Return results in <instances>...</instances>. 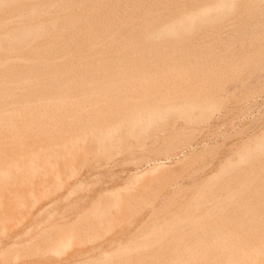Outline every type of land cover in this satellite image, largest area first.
I'll return each mask as SVG.
<instances>
[{
	"label": "bare ground",
	"instance_id": "obj_1",
	"mask_svg": "<svg viewBox=\"0 0 264 264\" xmlns=\"http://www.w3.org/2000/svg\"><path fill=\"white\" fill-rule=\"evenodd\" d=\"M232 2H233V0H0V182H4V181H6V180H8V179H10V178H12L13 177V173H14V171L12 170V168L13 167H17V168H20V167H34V166H36V164L37 163H40V165L42 164V162H50V161H57V159H58V157H60L59 156V151H60V154L62 153L61 151L62 150H65V151H69V150H71L72 149V147H73V145L74 144H76L75 142H77L76 140L78 139V138H82L84 135L86 136V134H89V136H88V138L90 137V134H95V128H94V126H95V122L93 121V123H95V124H93L94 126H90V127H88L89 125H91V123L88 125V123H89V121L90 122H92L91 120L92 119H94V118H98L99 117V119H100V117H102V116H104V115H106L107 113H110V112H112V114L114 115V118H118V119H116V120H119V117H121L120 115H122V118H120V119H123V117L125 118V115L126 114H124V116H123V114H122V112H124V111H126V110H128V109H126L125 107H126V105L127 106H129L128 104L130 103V102H133V101H137V100H141L142 98H145V97H149V96H152V97H154V100H155V104L157 103L156 102V96H157V98H162L163 96H165V95H168V94H160V93H162L161 91L159 92V90L160 89H158V90H155V89H153L154 87L156 88V86H157V84H159V83H162L163 81H165L166 79L165 78H167V76H165L166 74V71H169V69L171 68L172 70H173V68H174V70H175V68H176V70L175 71H177V73H179L178 71H180V69H184V67H186V66H189V68H193L196 64H198L197 62H199L198 60H199V58H198V60H197V57H194V55H196L197 56V53L196 54H194L195 53V51H192V50H190L191 48H188V46H187V43H186V41H188V39H189V41H191V42H193L192 40H190V38L191 37H194V35H198V34H200V33H202L205 29H207L208 27L207 26H209L210 24H212L213 22H218V21H222L223 20V22H224V20H226L229 16H230V18H234L233 20L234 21H236L237 22V24H238V26L240 27V25L239 24H241L242 22L245 24V22L243 21V17H245V16H250V18H251V16L252 17H254V15H255V17L256 16H258V14H261L262 12H261V10H263V7H264V0H237V4H236V2H235V4L233 3L232 4ZM232 5H235V7L234 6H232ZM224 9H229L230 10V12H231V14H229V13H225V12H223V11H221V10H224ZM225 13V14H224ZM263 13H264V11H263ZM227 14V16H228V14H229V16L227 17V16H225ZM232 15V16H231ZM261 16V15H260ZM260 16H258V17H260ZM262 16H264V15H262ZM261 16V17H262ZM254 17V18H255ZM258 17H256V18H258ZM260 17V18H261ZM229 18V19H230ZM253 18V19H254ZM263 18V17H262ZM245 19H249V17L248 18H245ZM252 18H251V20H253ZM250 20V19H249ZM256 20V19H255ZM260 20V19H259ZM227 21H228V19H227ZM263 21V20H262ZM262 21H261V23H262ZM224 23H227V22H224ZM223 23V24H224ZM233 23V22H232ZM232 23H231V25H232ZM248 23V22H247ZM258 23V21L256 20V24ZM260 23V22H259ZM264 23V22H263ZM228 24V23H227ZM252 24V23H251ZM231 25H229V26H231ZM248 25V26H247ZM246 25V27H249L250 26V23L249 24H247ZM257 25H260V24H257ZM263 25V24H262ZM212 26H216L215 24L214 25H212ZM221 26H222V24H221ZM254 25H251V27H253ZM217 27V26H216ZM219 27V26H218ZM216 28V30L217 29H220V28ZM236 27V26H235ZM250 27V34H252L251 36H253L254 35V37L253 38H250V40H252V39H255L256 40V38L255 37H257V35H260V36H264V26L261 28V29H256L255 28V26L253 27V28H255V30L254 29H252ZM212 28V27H211ZM211 28H209V29H211ZM214 28V27H213ZM233 28V30H234V27H232ZM237 28V27H236ZM241 28H242V26H241ZM245 27H243V29H244ZM225 29V28H224ZM223 29V30H224ZM242 29V30H243ZM252 29V30H251ZM212 30V29H211ZM226 30V29H225ZM227 30H229V29H227ZM231 30V29H230ZM245 31H248L246 28L244 29ZM243 30V31H244ZM254 30V31H253ZM207 31V30H206ZM210 31V30H209ZM218 31H220V30H218ZM232 31V30H231ZM230 31V32H231ZM236 31H237V29H236ZM214 32V31H213ZM221 32H222V29H221ZM227 33L229 32V31H226ZM240 32V33H239ZM237 31L236 33H238L239 34V36H238V38L239 37H241V31ZM212 33V32H211ZM211 33H210V35H211ZM223 33V32H222ZM225 33V32H224ZM223 33V35H225V34H227V33H225L224 34ZM235 33V32H234ZM235 33V34H236ZM207 34H208V32H207ZM219 34V33H218ZM221 34V33H220ZM231 34L232 33H230V37H231ZM235 34H234V36H235ZM241 34V35H240ZM243 34H244V32H243ZM202 35V34H201ZM210 35H208V36H210ZM212 35H214L213 33H212ZM215 35H217V33L215 34ZM214 35V37H216ZM222 35V34H221ZM221 35H219V38H221L222 36ZM256 35V36H255ZM221 36V37H220ZM234 36H232L233 38H235ZM245 36V35H244ZM243 36V37H244ZM259 36V37H260ZM198 37H200L199 35H198ZM202 37H203V35H202ZM205 37H206V35H205ZM227 37H229V36H227ZM250 37V36H249ZM261 37V38H262ZM204 38V37H203ZM219 38H216V40L217 39H219ZM245 38H246V36H245ZM209 39V38H208ZM223 39H225V37L223 38ZM223 39H219V41L220 40H223ZM242 39V38H241ZM240 39V40H241ZM196 40V39H195ZM194 40V41H195ZM200 40V39H199ZM210 41L212 40V39H209ZM226 40V39H225ZM239 40V39H238ZM255 40H252L253 42L255 41ZM264 41V40H262V39H260L259 38V41ZM202 41V40H201ZM224 41V40H223ZM231 41H233V42H235L234 41V39L233 40H231ZM245 40L243 39V44H244V46H245V42H244ZM251 41V42H252ZM259 41H256L257 42V44H256V47H257V45L259 44ZM260 41V42H261ZM203 42V41H202ZM218 42V41H217ZM233 42H231V43H233ZM236 42L238 43V41H237V39H236ZM247 42H248V40H247ZM246 42V43H247ZM253 42H252V44H253ZM196 43V42H195ZM195 43L193 44V45H195ZM197 43H198V41H197ZM196 43V44H197ZM211 43V44H210ZM209 43V45H211V47H208V50H207V48H206V52L208 51V55H210L209 54V52L211 53L212 52V54L211 55H213V53L214 52H216V49H214V48H212V42H210ZM215 43V42H214ZM226 43V42H225ZM241 43H242V41H241ZM264 43V42H263ZM208 44V43H207ZM217 44V43H216ZM260 44H262V43H260ZM189 45V44H188ZM208 45V46H209ZM223 45V44H222ZM264 45V44H263ZM263 45H261V46H263ZM199 46H200V44H199ZM202 46V45H201ZM200 46V48H201V50H203L202 49V47ZM225 46V45H224ZM227 46V45H226ZM235 46V45H234ZM239 46H243V45H239ZM242 47V51H243V48H245V47ZM255 46V45H254ZM260 46V45H259ZM260 46V47H261ZM192 47V46H191ZM193 47H195V46H193ZM192 47V48H193ZM206 47H207V45H206ZM214 47V46H213ZM223 47V46H222ZM260 47H258L257 49H260ZM196 48L197 47H195V49L194 50H196ZM236 48H238V47H236ZM235 48V50L234 51H236V50H239V48L238 49H236ZM248 48V51H249V48L250 49H253V48H251V47H247ZM226 49H227V47H226ZM205 50V49H204ZM229 50H231V48L229 49ZM245 50V49H244ZM258 54H259V52L261 51H259V50H256V48L254 49ZM253 50V51H254ZM191 51L192 52H194L193 54V56L192 57H194L195 58V60H196V63H194V62H192L191 60H189V62H183L184 61V58L186 59V55H190V53H191ZM197 52H199L198 50H196ZM221 51V50H220ZM241 51V52H242ZM253 51L251 50V52H252V55L254 56V55H256V52H255V54L253 53ZM262 51H264L263 49H262ZM218 52V51H217ZM224 51H222L221 53H223ZM233 52V51H232ZM232 52H230V53H232ZM239 52H240V50H239ZM238 52V53H239ZM250 52V51H249ZM203 53H205V52H203ZM203 53H201V56H202V54ZM226 53H227V51H226ZM237 53V54H238ZM261 53V52H260ZM206 54V53H205ZM207 54L205 55L206 57H208V58H211V57H209V56H207ZM183 55H185V56H183ZM199 55H200V53H199ZM198 55V57H200ZM214 55H215V53H214ZM213 55V56H214ZM218 55H219V53H218ZM221 55V54H220ZM230 55V54H229ZM232 55V54H231ZM235 55H236V53H235ZM239 55H241V54H239ZM183 56V60L182 59H179L180 57H182ZM212 56V58L213 59H215L214 57ZM223 56H225V54L223 55ZM226 56H228V55H226ZM217 57H219V56H217ZM229 57V56H228ZM232 57H234L233 55H232ZM244 57H248V56H244ZM263 57V56H262ZM188 58V57H187ZM190 58H191V56H190ZM190 58H188V59H190ZM201 58V57H200ZM203 58V57H202ZM201 58V59H202ZM207 58V59H208ZM226 58V57H225ZM235 58H237V57H235ZM235 58H233V59H235ZM242 58H243V56H242ZM246 58H245V60H246ZM207 59H205L206 60V63L208 62V60ZM212 59V60H213ZM218 59H220V58H217V60ZM228 59V58H227ZM226 59V60H227ZM250 59V58H249ZM187 60V59H186ZM204 60V59H203ZM202 60V61H203ZM216 60V61H217ZM221 60H222V56H221ZM225 60V61H226ZM238 60L239 61H242V60H240L239 58H238ZM201 61V62H202ZM214 61V60H213ZM230 61H232V60H230L229 59V62ZM243 61H244V59H243ZM242 61V62H243ZM247 61H248V59H247ZM252 61V58H251V60H250V62ZM210 62V61H209ZM212 62V61H211ZM215 62V61H214ZM219 62V61H218ZM221 62V61H220ZM222 62H223V60H222ZM221 62V63H222ZM228 62V63H229ZM233 62V61H232ZM235 62V61H234ZM241 62V63H242ZM200 63V62H199ZM204 63V62H203ZM202 63V64H203ZM213 63V62H212ZM239 63V62H238ZM245 63H247V62H245ZM195 64V65H194ZM201 64V65H202ZM236 64V63H235ZM235 64H233L234 66H236L237 67V64L235 65ZM200 65V66H201ZM205 64H203V67L205 68L206 66H204ZM213 65V64H212ZM215 65V64H214ZM218 65H219V63H218ZM218 65H216V66H218ZM224 65H226V62H225V64ZM233 65H232V67H229L228 69H230V68H233ZM239 65H240V63H239ZM197 66H199V64L198 65H196V67ZM211 66V65H210ZM220 66V65H219ZM230 66V65H229ZM243 67V63H242V65H240V67ZM195 67V68H196ZM221 67H222V64H221ZM235 67V68H236ZM239 67V66H238ZM237 67V68H238ZM187 68V67H186ZM186 68L184 69L186 72L188 71V69L186 70ZM194 68V69H195ZM204 68H202L201 69V67H200V69L202 70V71H204L203 69ZM212 68V67H211ZM244 68V67H243ZM209 72H207V70L206 71H204V75H209L212 71L210 70V68H209V66H207V68H206ZM212 69H214V67L212 68ZM216 69V68H215ZM217 69L219 70V69H221V71L223 70V69H227V68H218L217 67ZM240 69V68H239ZM172 70L171 71H169V72H167L168 74L167 75H169V74H171L172 73ZM190 70V69H189ZM198 70H199V68L197 69H195V72L197 71L198 72ZM185 71H183L182 70V73L183 72H185ZM191 71V70H190ZM187 72L188 73V75H186V79L183 77L182 78V73L181 74H179V75H181L180 76V78H178V75L176 74V72H175V74H176V76H175V74H174V76L172 77L173 79L171 80L170 79V81H175L176 80V82H178V80H181L180 82H181V84L184 86V81H185V83L188 81L187 79L188 78H190L191 77V75H192V73L194 72V70H193V72ZM211 71V72H210ZM215 71V70H214ZM220 71V70H219ZM226 72L228 71V70H225ZM233 71V70H232ZM185 72V73H186ZM194 72V73H195ZM196 72V73H197ZM199 72H201V71H199ZM205 72H207L206 74H205ZM218 72V71H217ZM234 72H235V70H234ZM173 73H174V71H173ZM186 73V74H187ZM191 73V74H190ZM193 73V74H194ZM195 73V74H196ZM214 73V72H213ZM216 73V72H215ZM233 73V72H232ZM184 74V73H183ZM198 74H200L201 75V73H198ZM221 74H224L225 75V73L224 72H221ZM221 74H216L217 76H219V78L217 77L216 78V81H217V79H219L220 81L223 79V81H225V77H227V76H224V78H223V76L220 78V75ZM229 74H231V73H229ZM235 74H237L236 72H235ZM235 74H232V75H235ZM190 75V77H187V76H189ZM207 75L205 76V79H204V76H202V78H203V80H206V81H208L209 79H208V77H207ZM211 75V74H210ZM215 74H213V76H214ZM231 75V76H232ZM198 76V79L200 80V78H201V76H200V78H199V75H197ZM197 76H195V77H197ZM212 76V75H211ZM210 76V77H211ZM230 75L228 76V78L229 77H231ZM194 76L192 77V78H195ZM206 77H207V79H206ZM209 77V78H210ZM216 77V76H215ZM192 78L191 79H189V81H191L192 80ZM213 78V77H212ZM184 79V81H182ZM195 79H197V78H195ZM187 80V81H186ZM198 80V81H199ZM211 80V79H210ZM219 80H218V82H219ZM167 81H168V78H167ZM167 81H165V82H167ZM169 81V82H170ZM188 81V82H189ZM196 82H197V80H195ZM194 80H192V82L194 83L195 82ZM202 81V79L199 81V83ZM206 81H203L202 83L205 85V83H206ZM212 81V80H211ZM222 81V82H223ZM241 81V80H240ZM180 82H178L177 84H175L174 82V84L176 85V87H177V85L180 83ZM187 82V83H188ZM212 82H215V81H212ZM164 83V82H163ZM172 83V82H171ZM191 83V82H190ZM202 83H200V85L202 84ZM209 83V82H208ZM219 83H221V82H219ZM219 83H216V84H218V85H216V86H221L222 84H219ZM231 83V82H230ZM167 84H169V83H167ZM174 84H170V85H166L167 87H169V89L171 88V86H173ZM180 84V85H181ZM196 84V83H195ZM203 84L201 85V86H203ZM213 84V83H212ZM180 85H178V86H180ZM188 85H190V84H188ZM193 86H195L194 84H192ZM191 85V87H193ZM206 85H208L207 83H206ZM161 86V85H160ZM166 86L165 87H163V86H161V87H163V89L165 90V91H167L166 89ZM197 87H198V83H197V85H196ZM215 86V85H214ZM157 87H159V86H157ZM160 87V88H161ZM187 89V92L189 91L188 90V87L187 86H185ZM190 87V88H191ZM196 87V88H197ZM200 87V86H199ZM198 87V88H199ZM204 87V86H203ZM203 87H201L200 89L202 90V88ZM209 87V86H208ZM210 87H212L211 85H210ZM148 88H150V89H148ZM166 88V89H165ZM174 88H175V86H174ZM173 88V89H174ZM181 87H179V88H176V90L177 89H180ZM184 88V87H183ZM194 88V91H195V87H193ZM206 88H207V86H206ZM221 88V87H220ZM224 88V87H223ZM157 89V88H156ZM162 89V91H163V93H167V92H165L164 90ZM182 89V88H181ZM210 89V88H209ZM209 89H206V91L205 92H207V90H209ZM218 89V88H217ZM216 88H215V90H217ZM171 91H169V92H172L173 93V90L172 89H170ZM193 90V89H192ZM201 90H198V92H200ZM203 90H204V88H203ZM211 90V92L213 91L212 90V88L210 89ZM210 90H209V92H210ZM168 92V93H169ZM184 92V91H183ZM204 91H202V93H203ZM220 92V91H219ZM172 93H170V95L172 94ZM176 92H174V94H175ZM180 93V92H179ZM196 93V91L194 92V95H196L195 94ZM201 93V92H200ZM201 93V94H202ZM216 93V92H215ZM218 93V92H217ZM181 94V93H180ZM185 94V93H184ZM192 94H193V91H192ZM209 94V93H208ZM208 94H205V97H206V95L208 96ZM214 94V93H213ZM173 95V94H172ZM171 95V96H172ZM177 95V99H178V94H176ZM188 95H190L189 93L187 94L186 93V95L185 96H182V97H184V99H185V97L186 96H188ZM211 95H212V93H211ZM214 95H216V94H214ZM171 96H170V98H167V101H168V99H171ZM173 96H175V95H173ZM192 96V95H191ZM203 96V95H202ZM166 97V96H165ZM164 97V98H165ZM169 97V96H168ZM181 97V98H182ZM195 98H199V96H194ZM218 97V96H217ZM217 97L215 98V96L213 97V98H215V100H212L213 98L212 97H210V99L209 100H211V101H214V102H216V101H218V100H216L217 99ZM221 97V96H220ZM195 98H193V99H195ZM204 98V97H203ZM203 98H202V100H203ZM207 98V97H206ZM206 98H204V100L206 99ZM219 98V97H218ZM147 99V98H146ZM151 97H150V101H151ZM163 99V98H162ZM166 99V98H165ZM164 99V100H165ZM172 99L174 100V98L172 97ZM186 99H189L188 97L186 98ZM185 99V101L187 102V100ZM143 100V102H144V99H142ZM173 100H171V101H173ZM179 100H180V97H179V99H178V101H177V103L179 102ZM182 100V99H181ZM190 102H191V97H190ZM208 100V101H209ZM149 101V100H148ZM159 101H160V99H159ZM158 101V104L157 105H160L161 104V102H159ZM161 101H163V100H161ZM171 101H168V102H170V103H173V102H171ZM185 101L183 102L182 101V103H183V105H184V103H185ZM207 100H205V102H206ZM211 101H209L210 103H211ZM143 102H140V101H138V102H136V104H144V107L145 108H143V110L142 111H144L146 108L148 109V111L150 112V110H151V108H152V106H154L153 104H154V102H153V99H152V102L153 103H150V102H148V105L150 104V106H151V104H152V106H151V108L149 107V106H147L146 107V105H147V101H145L146 102V105H145V103H143ZM164 102V101H163ZM168 102H165V103H168ZM199 102V101H198ZM209 102L207 103V104H209ZM134 103V102H133ZM160 103V104H159ZM170 103H168L169 105H170ZM181 103V104H182ZM192 103V102H191ZM193 103H194V101H193ZM203 103V102H202ZM219 103V102H218ZM218 103H216V104H218ZM131 104V103H130ZM135 104V103H134ZM173 104H176L175 102L173 103ZM186 104V103H185ZM199 104H200V102H199ZM213 104V103H212ZM165 104H163V106H164ZM179 105V104H178ZM192 105V104H191ZM195 105V104H194ZM203 105L205 106V104L203 103ZM211 105V104H210ZM209 105V106H210ZM214 105H215V103H214ZM131 106V105H130ZM161 106H162V104H161ZM167 106V105H166ZM171 106H172V104H171ZM170 106V107H171ZM188 106V104H186V106L185 107H187ZM202 106V105H201ZM208 106V107H209ZM131 107H133V105L131 106ZM137 107H139V109L137 108ZM140 105H136V108H137V110L135 111V113L132 111L133 109H131L130 107H127V108H130L129 109V112H130V110L132 111V113H134V114H132L133 116H134V118H135V116H136V113L140 110ZM154 107H156V105L154 106ZM153 107V108H154ZM184 107V106H183ZM185 107H184V109H185ZM189 107H190V105H189ZM193 107V106H192ZM214 107V106H213ZM126 110H125V109ZM150 108V109H149ZM159 107H157L156 109H157V112H159V113H161V111H159V109H158ZM167 108V107H166ZM174 108H176V105L174 106L173 105V108H171V109H173V110H176V109H174ZM207 108V107H206ZM123 109H124V111H123ZM134 109H135V106H134ZM155 109V110H156ZM161 110H162V112H163V110H164V114L166 113V110L168 109H163V108H160ZM170 109V110H171ZM179 109V108H178ZM178 109H177V111H178ZM199 109V108H198ZM152 110H154V109H152ZM187 110V109H186ZM190 110V109H189ZM147 111V110H146ZM180 111V110H179ZM127 112V111H126ZM152 112V111H151ZM168 112H169V110H168ZM186 112V111H185ZM201 112V111H200ZM204 112V111H203ZM128 113V112H127ZM131 113V112H130ZM140 113H142V114H144L145 116H146V113H147V115H149L148 114V112H146V113H143V112H140ZM153 113V112H152ZM187 113V115H188V112H186ZM185 113V114H186ZM111 114V113H110ZM109 114V115H110ZM115 114H120L119 115V117L117 116V117H115ZM139 113H137V115H138ZM153 114H156V113H153ZM163 114V115H164ZM180 114H182L183 115V113H181V111H180ZM190 114V113H189ZM200 114H202V112L200 113ZM109 115H107L106 116V118L107 117H109ZM158 115V114H157ZM162 114H160V116H161ZM127 116V115H126ZM133 116H128V117H126L125 119H127V120H129V122L130 121H132L133 122ZM152 116V115H151ZM159 116V115H158ZM181 116V115H180ZM137 117V116H136ZM157 117V116H156ZM182 117V116H181ZM184 117V116H183ZM103 118V117H102ZM129 118H131V120L129 119ZM139 118H140V116H139ZM155 118V117H154ZM188 118V117H187ZM109 119H111V123H112V120H113V116L111 117V118H109ZM109 119H107L108 120V122L110 121ZM146 119H148V116H147V118ZM190 119V118H189ZM192 119V118H191ZM101 120V119H100ZM99 120V121H100ZM103 120V119H102ZM106 120V121H107ZM115 120V119H114ZM113 120V121H114ZM115 120V121H116ZM127 120L126 121H124V124H125V122H127ZM141 120V119H140ZM95 121H97V119H95ZM114 121V122H115ZM121 121V120H120ZM143 121V120H142ZM187 121V120H186ZM193 121V120H192ZM101 122V121H100ZM113 122V123H114ZM119 122V121H118ZM141 122V121H140ZM145 122H147V121H145ZM145 122H142L143 124H145ZM161 122V121H160ZM188 122V121H187ZM187 122H185V123H187ZM190 122V121H189ZM188 122V123H189ZM97 123H98V121H97ZM103 123H105V121L103 120V122H102V124ZM107 123V122H106ZM111 123H108V124H104L103 126L106 128V126H108L109 124H111ZM116 123L117 122H115V124H114V126L116 125ZM122 122H120V125H121V127H122V125H124V124H121ZM135 123V122H134ZM151 123V122H150ZM137 124H138V121H137ZM136 124V125H137ZM143 124H141L140 123V125H142V127L143 128H145L146 127V124H145V126H143ZM87 125V126H86ZM113 125V124H112ZM112 125H109V126H112ZM125 125H127V124H125ZM130 125V124H129ZM133 125V124H132ZM132 125H130L129 126V128L130 127H132ZM139 125V124H138ZM100 126V125H99ZM103 126H101L100 127V129L102 130V132L104 133V132H106L107 130H104L103 131ZM108 126V127H109ZM116 126H118V125H116ZM115 126V127H116ZM98 127V126H97ZM114 127V128H115ZM133 127H135V125H133ZM132 127V128H133ZM119 128V127H118ZM117 128V129H118ZM128 128V127H127ZM132 128H130V129H132ZM97 129H99V127L97 128ZM107 129V128H106ZM130 129H128V132H126L127 130L125 129V132L128 134L129 133V130ZM147 129V128H146ZM119 130H123V129H121V128H119ZM133 130V129H132ZM132 130H130V131H132ZM175 130V129H174ZM92 131H94L93 133H90V132H92ZM109 131V130H108ZM114 131V130H113ZM169 131V130H168ZM260 131V130H259ZM99 132H101V131H99ZM115 132V131H114ZM119 132V131H118ZM98 133V132H97ZM96 133V134H97ZM107 133V132H106ZM126 133H124V134H122L123 136L126 134ZM161 133V132H160ZM165 133V132H164ZM171 133V132H170ZM105 134V133H104ZM108 134V133H107ZM107 134H105V136L107 135ZM118 134V133H117ZM121 134V133H120ZM119 134V135H120ZM131 134V133H130ZM162 134V133H161ZM173 134V133H172ZM256 134V133H255ZM98 135V134H97ZM96 135V136H97ZM111 135V134H110ZM110 135L108 136V137H110ZM129 135V134H128ZM158 135V134H157ZM156 135V137L158 138V136ZM101 136H102V134H101ZM117 136L118 135H116V139H117ZM121 136V135H120ZM119 136V137H120ZM122 136V137H123ZM139 136V135H138ZM170 136H171V134H170ZM92 137H95V135H91V138ZM118 137V138H119ZM155 137V136H154ZM155 137V138H156ZM164 137V136H163ZM166 137V136H165ZM113 139L112 141H114V140H116V139ZM121 138V137H120ZM123 138H126L125 136L123 137ZM123 138L121 139V140H123ZM132 138H134V137H132ZM90 139V138H89ZM97 139H99V137H97ZM139 139V138H138ZM153 139V138H152ZM151 139V140H152ZM177 139V138H176ZM175 139V140H176ZM101 140V139H100ZM99 140V141H100ZM125 140V139H124ZM124 140L123 141H121L122 143L124 142ZM161 140V139H160ZM163 141H165V139H162ZM171 140V139H170ZM170 140H169V142H170ZM88 141V140H87ZM90 141V140H89ZM89 141H88V143H89ZM93 141V140H92ZM97 140H96V137L94 138V142H96ZM105 141H107V139L105 140ZM156 141V140H155ZM158 141V140H157ZM168 141V140H167ZM172 141V140H171ZM260 141H262V140H260ZM85 142V141H84ZM102 142V141H101ZM108 142H110L109 140L107 141V143L106 144H108ZM117 142V141H116ZM134 142V141H133ZM153 142V141H152ZM151 142V145L152 144H156V142H154V143H152ZM93 142H91L90 141V144H91V146L93 147V149H92V147L90 146V147H87V146H89L88 144H87V142H86V146H84L85 147V150H83L84 152L83 153H88L89 152V150L91 151V149H92V153L93 152H95V151H93L95 148H97V146L95 145V148H94V144H92ZM102 143H105V142H102ZM131 143V142H130ZM165 143V142H164ZM100 144V143H99ZM99 144H97V145H99ZM105 144V145H106ZM114 144H115V142H114ZM121 144V143H120ZM176 144V143H175ZM177 144H179L178 143V141H177ZM260 144V143H259ZM102 145V147L104 146L103 144H101ZM143 145V144H142ZM150 145V146H151ZM162 145V144H161ZM164 146L166 145V143L165 144H163ZM162 145V146H163ZM169 145H172V144H168V146ZM256 145V144H255ZM116 146H117V144H116ZM147 146V145H146ZM156 146H157V144H156ZM158 146H160L159 144H158ZM167 146V145H166ZM173 146V145H172ZM175 146V145H174ZM178 146V145H177ZM177 146H176V148H177ZM259 146V145H258ZM258 146H256V147H258ZM262 146V144H260V146H259V149H261L262 148V150H263V147H261ZM87 147V148H86ZM98 147H100V145L98 146ZM110 147V146H109ZM118 147V146H117ZM120 147V146H119ZM122 147V146H121ZM253 147V146H252ZM136 148V147H135ZM148 148H150L149 146H148ZM160 148V147H159ZM164 148V147H163ZM168 148V147H167ZM255 148V147H254ZM80 149H81V147H80ZM104 149V148H103ZM102 149V150H103ZM106 149V148H105ZM127 149V148H126ZM142 149V148H141ZM145 149V148H144ZM144 149L142 150V151H144ZM154 149H156V150H158V152L160 151L159 149H157V148H155L154 147ZM153 149V150H154ZM175 149V148H174ZM257 149V148H256ZM96 150H98V148L96 149ZM101 150V149H100ZM149 149H145V151L147 152ZM168 151H170V148L169 149H167ZM262 150H259V151H262ZM162 151V150H161ZM164 151V150H163ZM176 151V150H175ZM250 151V150H249ZM256 151V150H255ZM72 152V151H71ZM90 152V153H91ZM145 152V153H146ZM149 152H151V151H149ZM171 152H172V149H171ZM257 153H258V151H256ZM64 153V152H63ZM98 152H96V154H97ZM107 154H108V152H106ZM144 153V152H143ZM144 153V154H145ZM148 153V152H147ZM155 153V152H154ZM154 153H153V151H152V154L154 155ZM157 153V152H156ZM160 153H163V152H160ZM160 153H157V154H160ZM170 153V152H169ZM177 153V152H176ZM261 153V152H260ZM263 153V152H262ZM69 154V153H68ZM73 155H74V153H72ZM78 154H80V153H78ZM92 154V155H94L93 156V158L94 157H98L99 155L97 154ZM99 154H101L100 152H99ZM143 154V155H144ZM152 154H150V156H152L153 157V155ZM164 154H165V152H164ZM77 154L75 153V155H74V157H73V159L75 158V156H76ZM90 155V156H89ZM89 155H87V154H85V157L86 156H89V159L91 160V154H89ZM96 155V156H95ZM105 155V154H104ZM146 155V154H145ZM148 155H149V153H148ZM163 155V154H162ZM254 155V154H253ZM62 156H64V155H62ZM156 156V158L158 157L157 155H155ZM239 156H240V154H239ZM257 156V155H256ZM258 156H260V155H258ZM77 157V156H76ZM96 157V158H97ZM103 157H105V156H103ZM138 157V156H137ZM141 157V156H140ZM139 157V158H140ZM151 157V158H152ZM181 157V156H180ZM64 158H65V156H64ZM78 158H79V156H78ZM80 158H82V155H81V157ZM79 158V159H80ZM83 158H84V156H83ZM92 158V159H93ZM141 158H144V157H141ZM141 158H140V160H141ZM147 158H149V157H147ZM150 158V159H151ZM257 158H259V157H257ZM263 158V157H262ZM76 159L77 158H75L74 160L76 161ZM78 159V160H79ZM85 159V158H84ZM86 159H88V157L86 158ZM85 159V162H89L88 160H86ZM138 159V158H137ZM149 159V160H150ZM254 159V158H253ZM256 159V158H255ZM59 160V159H58ZM94 160V159H93ZM143 160V159H142ZM144 160H148V159H146V158H144ZM156 160V159H155ZM60 161H62L61 159H60ZM65 161H67L68 163H69V166L68 165H66V166H68V167H71V165H70V162L69 161H71V160H69L68 161V158H67V160H65ZM157 161V160H156ZM64 162V161H63ZM85 162H83L82 164H84ZM159 162V161H158ZM53 163V162H52ZM55 163V162H54ZM61 163V162H60ZM65 164H67L66 162H64ZM76 163H78V162H76ZM75 163V164H76ZM162 163V162H161ZM160 163V164H161ZM48 164V163H47ZM65 164H62L61 163V165H65ZM154 164V163H153ZM254 164V163H253ZM40 165H39V167H40ZM43 165V164H42ZM46 165V164H45ZM56 164H54V166H55ZM73 165V164H72ZM77 166H78V164H76ZM86 165H88V164H86ZM139 165V164H138ZM143 165V164H142ZM152 165V164H151ZM258 165H259V163H258ZM47 166V165H46ZM45 166V168H47ZM49 166V165H48ZM52 165H50V167H51ZM66 166H64V167H66ZM140 166V165H139ZM158 166L159 165H155V167L153 168V171H154V169H156V168H158ZM163 166V165H162ZM161 166V167H162ZM44 167V166H43ZM42 167V168H43ZM63 167V166H62ZM63 167V169L67 172V167H66V169ZM74 166H72L71 168L72 169H74L73 168ZM79 167V166H78ZM141 167V166H140ZM164 167V166H163ZM257 167V166H256ZM101 168V167H100ZM142 168V167H141ZM178 168V167H177ZM255 168V167H254ZM15 169V168H14ZM26 169V168H25ZM52 169H54V168H52ZM68 169H70V168H68ZM77 169V168H76ZM137 169V168H136ZM135 169V170H136ZM181 169V168H180ZM238 169V168H237ZM240 169V168H239ZM23 170V169H22ZM32 170V169H31ZM51 170V169H50ZM56 170V169H55ZM59 170H61L60 168H59ZM63 170V171H64ZM140 170H142V169H140ZM158 170V169H157ZM157 170L155 171V172H157ZM231 170H235V168L234 169H231ZM241 170V169H240ZM239 170V171H240ZM247 170V169H246ZM261 170H263V169H261ZM24 171V170H23ZM28 171V170H27ZM33 171V170H32ZM37 171V170H36ZM42 171V170H41ZM46 171V170H45ZM62 171V170H61ZM64 171V172H65ZM68 171H70L69 172V174L71 173V170H68ZM78 171V170H77ZM143 171H145V170H143ZM148 171V170H147ZM179 171V170H178ZM243 171H244V168H243ZM50 172V171H49ZM54 172V171H53ZM73 172V171H72ZM75 172V171H74ZM139 172V171H138ZM151 172V171H150ZM232 172V171H231ZM235 172H237V170H235ZM234 172V173H235ZM254 172V171H253ZM256 172V171H255ZM24 173V172H23ZM42 173V172H41ZM68 173V172H67ZM66 173V174H67ZM78 172H76V174H75V177L78 175L77 174ZM133 173V172H132ZM141 173V172H140ZM143 173H145V172H143ZM142 173V174H143ZM233 173V172H232ZM233 173V174H234ZM239 174H241L242 172H238ZM257 173H259V172H257ZM22 174V173H21ZM39 174V173H38ZM56 174H57V172H56ZM54 175V176H58V175ZM58 174H59V171H58ZM69 174H68V176H69ZM72 174L73 173H71L70 175V177H72ZM159 174V173H158ZM230 174V173H229ZM229 174H228V177L227 178H229V177H231V179L233 178V179H235L236 178V173L234 174V175H236L235 177H233L232 176V174L229 176ZM238 174V175H239ZM245 174V173H244ZM254 174H256V173H254ZM50 175H52L51 173H50ZM59 175H62V174H59ZM81 175V174H80ZM137 175V174H136ZM209 175V174H208ZM249 175H251L250 174V172H249ZM35 176V175H34ZM37 176V175H36ZM35 176V177H36ZM44 176V175H43ZM42 176V177H43ZM47 177H48V175H46ZM63 176H64V174H63ZM60 177L61 179L63 178V180H64V178H65V176L64 177ZM67 176V175H66ZM67 176V177H68ZM79 176V175H78ZM139 176V175H138ZM248 176V175H247ZM257 174H256V176H254L255 177V179H256V181L257 180H259V179H257ZM46 177V178H47ZM52 177V176H51ZM59 177V176H58ZM66 177V178H67ZM132 177L133 178H135V176L134 175H132ZM250 177V176H249ZM60 178H59V181H60ZM74 178V177H73ZM140 178V177H139ZM22 179V178H21ZM37 179V178H36ZM70 179H72V178H70ZM70 179H68V182L69 183H71L70 181ZM80 179V178H79ZM138 181L137 182H139V179H138V177L136 178ZM151 179H153L152 177H151ZM230 179V178H229ZM232 179V180H233ZM237 179V178H236ZM236 179H235V181L233 180H224L223 179V181H226V184H230V182H234L233 183V185H235V186H237L236 185ZM240 179H241V177H240ZM239 178L237 179L238 181L240 180ZM242 179H243V177H242ZM242 179H241V181H242ZM252 179V178H251ZM41 181H42V179H40ZM39 180V181H40ZM44 180V179H43ZM45 180H47V179H45ZM49 180H52V178L50 179V177H49ZM70 180V181H69ZM221 181H222V179H220ZM219 180V182L218 183H222L221 181ZM53 182L54 181H57V180H52ZM51 181V182H52ZM72 181H74V179L72 180ZM227 181H230V182H228L227 183ZM245 181V180H244ZM247 181V180H246ZM15 182V181H14ZM19 182V181H18ZM17 182V183H18ZM24 182H26V181H24ZM31 182V181H30ZM44 182V181H43ZM48 182H50V181H48ZM66 182H67V180H66ZM80 182V181H79ZM134 182V181H133ZM251 182H253V180L251 181ZM63 183V182H62ZM78 183V182H77ZM81 184H82V182H80ZM131 183H132V180H131ZM131 183H130V186H131ZM223 183H225V182H223ZM222 183V184H223ZM237 183H239V182H237ZM3 184V183H2ZM28 184V183H27ZM43 184V183H42ZM53 185H55V182L54 183H52ZM79 184V183H78ZM78 184H75V188H76V186H78ZM80 184V185H81ZM135 184V183H134ZM250 184V183H249ZM254 184V183H253ZM260 184H262V182H260ZM48 185V184H47ZM66 185H71V184H66ZM126 185H127V183H126ZM220 185V184H219ZM232 185V184H231ZM240 185H242L241 183L239 184V186ZM248 185V184H247ZM255 185V184H254ZM257 185V184H256ZM14 186V185H13ZM13 186H12V188H13ZM30 186V185H29ZM28 186V187H29ZM37 186V185H36ZM65 186V185H64ZM122 186V185H121ZM196 187H198L197 185H195ZM214 187L213 188H215L216 186L215 185H213ZM223 186V185H222ZM252 186V185H251ZM11 187V186H10ZM19 187V186H18ZM128 188V185L127 186H123V188ZM183 187V186H182ZM193 187V186H192ZM195 187V188H196ZM220 188V186H217V189L219 190V188ZM225 187H230V185L228 186V185H226V186H224L223 188H225ZM233 186H231V188H232ZM241 187V186H240ZM242 187H243V185H242ZM242 187H241V189H242ZM248 187H249V185H248ZM256 187V186H255ZM262 187H264V185H262ZM22 188H24V186L22 187ZM21 188V189H22ZM45 188V187H44ZM55 188V187H54ZM63 188V187H62ZM66 188V187H65ZM72 188H73V186H72ZM75 188H73V189H75ZM130 188V187H129ZM185 188V187H184ZM191 188V187H190ZM194 188V189H195ZM210 188H212V187H210ZM212 188V189H213ZM238 188V187H237ZM237 188H235L234 189V191H236L237 190ZM244 188V187H243ZM261 188V187H260ZM14 189V188H13ZM58 189H60V188H58ZM67 189V188H66ZM66 189H64V191L66 190ZM72 189V190H73ZM118 189H121L120 187H118ZM197 189V188H196ZM195 189V190H196ZM199 189V188H198ZM196 190V191H199V192H201V190L202 189H199V190ZM216 189V188H215ZM214 189V190H215ZM240 189V188H239ZM239 189H238V191H237V194L236 195H234L236 192H233L234 194H232V192H230V191H228V192H230V193H228L226 190H228L227 188H226V193L225 194H231V196L230 197H228V196H226L225 194V199L223 198L224 196L223 195H221V196H223L222 197V199H224V200H222L221 199V196L220 197H218L219 199H220V201L222 200L223 201V205L221 204L222 203V201H221V203L219 202V201H217V202H219L221 205H222V207H221V205L220 204H218V203H214L213 204V202L217 199L216 197L218 196H216L215 197V192L214 191H212L211 189H210V191H212L213 192V194H212V196H210L211 194H209L208 195V197L210 196L211 198H207L206 197V199L208 200V202H209V199H210V201H212L213 199H214V197L216 198L214 201H212L211 203L215 206L214 208H210V207H208V206H211L212 204L211 203H209V204H211V205H208L207 207H205V208H208V211H211V209H212V211L215 213V210H219V209H217L216 208V204H217V206L219 205V207L218 208H226V206H224V203H225V201H226V197L227 198H230L231 200H232V196H234V198L233 199H235V197L238 195V194H240V193H242V191L240 192L239 191ZM12 190V189H11ZM44 190V189H43ZM47 190V189H46ZM45 190V192H47ZM57 190V189H56ZM60 190H62V189H60ZM59 190V191H60ZM70 190V189H69ZM103 190V189H102ZM116 189H114L113 191H115ZM122 190V189H121ZM126 190V189H125ZM179 190V189H178ZM203 190H205V188L203 189ZM220 190H222L223 191V189L221 188ZM243 190V189H242ZM250 190V189H249ZM1 191V190H0ZM3 191L5 192V190L3 189ZM16 191V190H15ZM20 191V190H19ZM23 191H25V190H23ZM58 191V190H57ZM109 191V190H108ZM177 191V190H176ZM206 191V190H205ZM210 191H206L207 192V194L208 193H210ZM216 192H217V190H215ZM224 191V192H225ZM232 191H233V188H232ZM244 191L245 192H249V191H247L245 188H244ZM244 191H243V193H244ZM259 191V190H258ZM2 192V191H1ZM9 192H11V191H9ZM44 192V191H43ZM42 192V193H43ZM52 193H53V191H51ZM69 192V191H68ZM72 192V195L74 194V191H71ZM116 192H118L117 190H116ZM115 192V193H116ZM145 192V191H144ZM179 192V191H178ZM193 192H194V190H193ZM204 192V191H203ZM238 192H240V193H238ZM251 193H253L252 192V189H251V191H250ZM250 192H249V196H248V199L250 198ZM8 193V192H7ZM28 193V192H27ZM62 193H63V191H62ZM205 193V192H204ZM218 193H220V191L219 192H217V194ZM243 193H242V195H243ZM259 193V192H258ZM2 193H0V195H1ZM4 194V193H3ZM11 194H13L14 195V192L12 191V193ZM11 194L9 193V195H10V197H11ZM16 194V193H15ZM57 194V193H56ZM68 194V193H67ZM70 195H68V196H71V193H69ZM105 194H106V192H105ZM107 194H111V193H108L107 192ZM117 194H120L119 192L117 193ZM121 194H123L122 193V191H121ZM120 194V195H121ZM191 194V193H190ZM200 193H198V194H196L195 193V195L196 196H198ZM221 194V193H220ZM219 194V195H220ZM247 194H245V195H247ZM255 194V193H254ZM12 195V196H13ZM17 195V194H16ZM27 195V194H26ZM31 196H32V194H30ZM47 195V194H46ZM49 195V194H48ZM51 195H53V194H51ZM80 195V194H79ZM78 195V196H79ZM103 195V194H102ZM119 195V196H120ZM145 195V194H144ZM186 195V194H185ZM194 194H192V195H190V197L191 196H193ZM201 195H202V192H201V194H200V198H201ZM206 195V194H205ZM241 194L240 195H238L237 196V198H236V200H235V202L234 203H236V201H237V199H239L238 197H243ZM252 195V194H251ZM15 196V195H14ZM42 196V195H41ZM78 196H75L74 198H76V197H78ZM86 196V194L84 195V197ZM104 196V195H103ZM108 197V199H110L109 198V195H107ZM114 196H116V195H114ZM114 196H112V195H110V197H111V200H112V198H114ZM136 196V195H135ZM195 196V197H196ZM214 196V197H213ZM253 196V195H252ZM257 197H258V195H256ZM263 195L261 194V196H260V198L262 197ZM20 197H22V196H20ZM49 198H50V196H48ZM63 197V196H62ZM72 197V196H71ZM80 197V196H79ZM83 197V198H84ZM99 197V198H98ZM97 198L99 199V201H100V197H101V195L100 196H98ZM117 197V196H116ZM134 197V196H133ZM133 197H131V198H133ZM194 197V196H193ZM192 197V198H193ZM254 197V196H253ZM9 198V197H8ZM15 198H16V196H15ZM29 198V197H28ZM34 198V197H33ZM43 198V197H42ZM59 198H61V197H59ZM81 198H82V196H81ZM92 198V197H91ZM90 198V199H91ZM122 198H123V196L121 197V199H120V197L118 198V199H120V201H118L119 202V204L122 206L124 203H125V200H122ZM124 198H126V197H124ZM136 198H139L138 196H136L134 199H136ZM181 198V197H180ZM191 198V199H192ZM205 198V197H204ZM255 198V197H254ZM254 198H250V199H254ZM3 199V198H2ZM1 199V200H2ZM56 199V198H55ZM55 199H53V200H55ZM71 199V198H70ZM77 199H79V198H77ZM89 199V198H88ZM87 199V200H88ZM102 199H105V197L104 198H102ZM108 199H107V201L106 202H108ZM127 199H130V198H127ZM195 199V198H194ZM196 199H197V197H196ZM195 199V200H196ZM218 199V200H219ZM241 199V198H240ZM240 199H239V201H240ZM246 199H247V197H246ZM246 199H244L243 200V198H242V202H241V205H240V207H239V205L237 204V205H235L236 207L238 206L239 207V209L238 210H240V212H238V214H237V221H239L240 222V219H243L244 220V218L243 217H246L247 216V218H245V219H248V221H251L252 223H253V220H255V217H254V215L257 213V212H259V211H261V210H264V209H262L260 206H257V205H260V202H258V200H257V202H256V200L254 201V203L252 202L251 203V200L249 199V203H251V205H249V203H248V205H246L247 203H245L244 204V201L246 200ZM248 199L246 200L247 202H248ZM40 200V199H39ZM42 200H45V198L44 199H42ZM97 200V199H96ZM106 200V199H105ZM117 200V199H116ZM115 200V201H116ZM124 201L123 202V204H121L120 202H122V201ZM229 199H227V201H228ZM231 200L228 202L229 204H226V205H229V206H233L232 205V202H231ZM21 201V200H20ZM28 201V200H27ZM36 201V200H35ZM56 201V200H55ZM71 201V200H70ZM77 201V200H76ZM91 200H89V202H90ZM98 201V202H99ZM104 201V200H103ZM130 201V200H129ZM167 201V200H166ZM180 201H181V199H180ZM203 201H205V199L203 200ZM233 201V200H232ZM1 202V201H0ZM19 202V201H18ZM30 202V201H29ZM41 202V201H40ZM53 202V201H52ZM60 202V201H59ZM94 203H96L95 202V200L93 201ZM102 202V201H101ZM101 202H99V203H101ZM126 202H127V200H126ZM132 202L134 203V202H136V201H133V199H132ZM138 202V201H137ZM175 202V201H174ZM206 202V201H205ZM200 202V205H198L199 204V202H197L198 204H196L195 205V203L194 204H190V205H194V209H193V207H190V205H187V207H190V208H192V209H190V208H187V211L188 212H194L195 210H196V208H195V206H197L198 208H201V203L203 204V206H205V204L206 203H208V202ZM24 203H25V201H24ZM23 203V204H24ZM32 203H34V201L32 202ZM37 203H39L38 201H37ZM79 203V202H78ZM81 203V202H80ZM113 203H114V199H113ZM117 203V202H116ZM127 203H129V202H127ZM127 203H126V205H127ZM237 203H239V202H237ZM35 204V203H34ZM34 204H33V206H34ZM41 204V203H40ZM50 204V203H49ZM55 204V203H54ZM97 204V203H96ZM102 204H108L107 206H109V202L108 203H102ZM119 204L117 203V205H118V207H119ZM130 204V203H129ZM138 203H135V205H137ZM184 204V203H183ZM183 204H181V205H183ZM27 205V204H26ZM31 205V204H30ZM29 205V206H30ZM39 205V204H38ZM37 205V206H38ZM51 205H52V203H51ZM50 205V206H51ZM63 206H64V204H62ZM78 205H80V204H78ZM78 205L77 206H75V207H78ZM86 205H88V204H86ZM86 205H85V207H86ZM91 205V204H90ZM93 205H95V204H93L92 203V207H93V209H89V211H91V210H96V208L98 207V205L99 204H97V206L95 205V207L96 208H94V206ZM212 205V206H213ZM0 206H2V204L0 205ZM36 206V205H35ZM35 206L33 207L34 209H35ZM36 206V207H37ZM49 206V207H50ZM53 206V205H52ZM51 206V207H52ZM100 206V205H99ZM114 207H115V205H113ZM129 206H131V205H129ZM172 206V205H171ZM173 206H174V204H173ZM228 206V207H229ZM22 207V206H21ZM31 207H32V205H31ZM46 207L47 208H49L48 207V205H46ZM58 207V206H57ZM56 206H55V208H57ZM68 207V206H67ZM74 207V208H75ZM104 207V206H103ZM103 207H102V210H103ZM123 207V206H122ZM121 207V208H122ZM128 207V206H127ZM136 207V206H135ZM185 207V206H184ZM227 207V208H228ZM1 208H3V207H1ZM20 207H18V209H19ZM27 208V207H26ZM137 208V207H136ZM138 208H139V205H138ZM137 208V209H138ZM161 208H163V206L161 207ZM167 208H170V206L169 207H167ZM181 208H182V206H181ZM198 208H197V212L199 213V212H201L200 210L198 211ZM202 208H204V207H202ZM216 208V209H215ZM221 209V211L222 212H220V215L219 216H222L223 215V211L225 212V210H227V209ZM233 208V210H234V212H235V208L234 207H232ZM231 208V209H232ZM4 209V208H3ZM2 209V210H3ZM6 209H7V211L9 210L8 208H7V206H6ZM25 209V208H24ZM23 208L22 209H19V212L21 211V210H24ZM28 209H29V207H28ZM43 209H45V208H43ZM42 209V210H43ZM99 209V208H98ZM97 209V210H98ZM109 209H112V208H109ZM120 209V208H119ZM134 207H133V211H134ZM137 209H135V212H136V210ZM140 209V208H139ZM177 209V208H176ZM175 209V210H176ZM180 209V208H179ZM178 209V210H179ZM192 210V211H189V210ZM210 209V210H209ZM1 210V213L3 214V211ZM26 211L24 212V214H26V216H27V212H28V210L27 209H25ZM33 210V209H32ZM31 210V211H32ZM48 210V209H47ZM78 210V209H77ZM77 210H76V212H77ZM82 210H83V208H82ZM81 210V211H82ZM88 210V209H87ZM101 210V206H100V211H99V213L102 211ZM105 210V209H104ZM114 210V209H113ZM178 210H177V215H178ZM194 210V211H193ZM204 210V209H203ZM205 210H207V209H205ZM6 211V213H5V215L7 214V213H10V212H7ZM11 211V210H10ZM15 210H13V211H11V213L10 214H13L12 212H14ZM39 211V210H38ZM41 211V210H40ZM54 210H52V212H53ZM80 211V212H81ZM106 211V210H105ZM104 211V212H105ZM164 211V210H163ZM180 211V210H179ZM186 210H185V212H187ZM210 212V214L208 213V212H204V218H202V215H203V212H201L200 214H198L197 215V213H196V215H195V217H200L201 216V218L203 219V220H205V222H207L206 223V225H205V222L203 221V224L206 226V227H208L207 225H208V222L209 223H212V221L210 220H206V218L207 219H210L212 216H211V213H213V212ZM227 211H229L230 212V207H229V210H227ZM225 212L226 214L228 213V212ZM4 212H5V209H4ZM18 214L17 215H19V212H18V210L16 211ZM22 212V211H21ZM33 212V211H32ZM41 212H43V211H41ZM45 212V211H44ZM49 212H50V210H49ZM52 212H51V214H52ZM75 212V213H76ZM92 213H94L93 211H91ZM90 212V213H91ZM107 212H108V210H107ZM159 212V211H158ZM171 212V211H170ZM172 212H175L176 213V211H174V210H172ZM196 212V211H195ZM233 212V211H232ZM237 212V211H236ZM263 212V211H262ZM30 212H28V214H29ZM34 213V212H33ZM37 213H39V212H37ZM60 213V212H59ZM98 212L96 213L97 215L99 214ZM110 213H112V212H110ZM175 213H173V216L175 215ZM214 213H213V215H214ZM218 213V212H217ZM217 213L215 214V215H217ZM222 213V214H221ZM231 213V212H230ZM240 213V214H239ZM9 214V215H10ZM23 214V213H22ZM41 214V213H40ZM50 213H48V215H49ZM54 215L56 214V213H53ZM52 214V215H53ZM87 214V213H86ZM104 214H106V213H104ZM109 214V213H108ZM107 214V215H108ZM114 214H116V212L114 213ZM131 213L129 212V215H130ZM168 214H170L169 216H172V213H168ZM179 214H183V213H179ZM187 213H184V215H186ZM191 213H189L188 215H189V217H188V215H187V218L190 220V221H187L188 222V224L191 222V219L190 218H193V216L192 215H190ZM194 214V213H193ZM207 214H209L208 216H207ZM16 215V216H17ZM21 215V214H20ZM32 215V214H31ZM48 215H46V216H48ZM52 215H50V217H52ZM53 215V216H54ZM67 215V214H66ZM72 215V214H71ZM74 215V214H73ZM72 215V216H73ZM77 215H78V212H77ZM100 215V214H99ZM99 215H98V218H99ZM110 215V214H109ZM117 215V214H116ZM115 215V216H116ZM128 215V217H130ZM175 215L174 217H175V219L177 218V217H179V216H181V215ZM205 215L207 216V217H205ZM230 215V214H229ZM239 215H241V217L242 218H240L239 217ZM245 215V216H244ZM7 216H8V214H7ZM11 216V215H10ZM13 216V215H12ZM22 217H23V215H21ZM57 216H58V214H57ZM86 216H88V214L86 215ZM86 216H85V214H84V216L83 217H85V219H86ZM92 216V214H89V216L87 217L88 218V220H89V217H91ZM113 216V215H112ZM111 216V217H112ZM164 216V215H163ZM167 212H166V214H165V216L163 217L164 218V220H162L166 225H164V223H163V225L164 226H167V224H169V223H166L165 221H166V219H167ZM191 216V217H190ZM211 216V217H210ZM218 216V217H219ZM232 216H234V214H232ZM257 216H258V214H257ZM261 216H263L262 214H261ZM2 218V220H4V219H6L5 218V216H4V218H3V216H1ZM35 217H37V216H35ZM61 217H64V216H61ZM82 216H80V218H81ZM93 217H94V215H93ZM117 217V216H116ZM122 217V216H121ZM166 217V218H165ZM174 217H172V219L171 220H175V219H173ZM184 217H186V216H184ZM183 217V220H187V218L185 219ZM195 217H194V219H195ZM197 217V218H198ZM210 217V218H209ZM214 217V216H213ZM211 218V219H214V218ZM218 217L216 216L215 217V220L213 221V222H215L217 219H218ZM230 218H232L231 216H229ZM229 217H227L226 218V220H227V222H228V220H229ZM249 217V218H248ZM259 217V216H258ZM20 218V217H19ZM26 218V217H25ZM24 218V219H25ZM27 218H28V216H27ZM26 218V219H27ZM33 218V217H32ZM47 218V217H46ZM58 218H60V215H59V217ZM68 218V217H67ZM66 218V219H67ZM72 218V217H71ZM125 218V217H124ZM182 218V217H181ZM180 218V219H181ZM197 218H196V220H197ZM199 219V220H202V219ZM235 218V217H234ZM239 218V219H238ZM264 218V217H263ZM262 218V219H263ZM35 219V218H34ZM34 219H32V220H34ZM37 219V218H36ZM50 219V218H49ZM49 219H48V222H49ZM52 219H54V218H52ZM73 219H75V218H73ZM92 220L94 219V218H91ZM127 219V218H126ZM129 219V218H128ZM170 219V218H169ZM178 219V218H177ZM176 219V220H177ZM178 220L179 222H180V224H181V221H182V219L181 220ZM221 219V218H220ZM220 219H218L217 220V224L221 221V223L223 222L224 223V220H225V218L223 217L221 220ZM233 219V218H232ZM236 219V218H235ZM260 219H261V217H260ZM8 220H10L9 218H8ZM15 220H16V218H15ZM38 220V219H37ZM42 220V219H41ZM46 220V219H45ZM60 220V219H59ZM64 220V219H63ZM82 220V219H81ZM81 220H78L77 219V221H79V222H81ZM118 220V219H117ZM121 220V219H120ZM168 220V219H167ZM170 220V221H171ZM175 220V221H176ZM196 220H194V221H192L193 222V224H195V221ZM199 220H197V221H199ZM243 220H242V222H243ZM11 221V220H10ZM16 221H18V220H16ZM24 221V220H23ZM36 221V220H35ZM72 221V220H71ZM74 221V220H73ZM77 221H75L76 223H78L79 224V222H77ZM83 221H84V218H83ZM87 221V220H86ZM91 220H89L88 222H86V223H88V224H90V223H92V222H94V221H92V222H90ZM103 221H105L104 219H103ZM126 221V220H125ZM155 221V220H154ZM169 220L167 221V222H170ZM184 221V222H185ZM196 221V222H197ZM236 220H235V223L237 222ZM248 221H246V222H248ZM259 221V220H258ZM262 221V220H261ZM260 221V222H261ZM0 222H1V220H0ZM4 222V221H3ZM3 222H1V223H3ZM20 222H22V220L20 221ZM39 222V221H38ZM37 222V223H38ZM46 222H47V220H46ZM45 222V223H46ZM66 222H67V220H66ZM90 222V223H89ZM95 222H97L96 220H95ZM122 222V221H121ZM156 222V221H155ZM226 221H225V223H227ZM232 222V225L234 224V226H235V223H233L234 222V220L233 221H231ZM230 222V223H231ZM242 222H241V224H242ZM251 222L249 223L250 225H251ZM256 222V221H255ZM264 222V221H263ZM262 222V223H263ZM1 223H0V225H1ZM11 223V222H10ZM15 222H13V224H14ZM31 223V222H30ZM41 223V222H40ZM42 223H44L43 221H42ZM41 223V224H42ZM58 223V222H57ZM98 223V222H97ZM96 223V224H97ZM157 223H160V222H157ZM157 223H156V225H157ZM162 223V222H161ZM200 223H202V221H200L199 222V224ZM222 223V225H224ZM16 225L18 224L19 225V223H15ZM51 224V223H50ZM59 225H60V223H58ZM62 225H63V223H61ZM95 224V225H96ZM99 224V223H98ZM170 224H172V226L171 225H169L171 228L173 227V223L171 222ZM176 224H177V221H176ZM176 224H174V225H176ZM179 224V223H178ZM177 224V225H178ZM179 224V225H180ZM184 224V227H185V225H187V223L185 224V223H183L182 222V225ZM190 224H192V223H190ZM202 224V225H203ZM214 224V223H213ZM237 225H238V222L236 223ZM255 224V223H254ZM17 225V226H18ZM29 225V224H28ZM44 225V224H43ZM42 225V226H43ZM52 225V224H51ZM54 225V227L57 229V225L55 226V224H53ZM65 225V224H64ZM68 225V224H67ZM77 225V224H76ZM80 225V224H79ZM83 226L84 225H86V227H85V229L87 228V224H82ZM94 224H93V227L95 226ZM103 225H105V223L103 224ZM102 225V226H103ZM106 225H107V223H106ZM106 225L103 227V229L106 227ZM142 225V224H141ZM161 224H159L158 225V227L160 226ZM163 225H162V227H163ZM176 225V226H177ZM178 225V226H179ZM182 225H180L179 226V228L182 226ZM215 225H216V223H215ZM213 226L214 228L216 227V226ZM222 225H217L218 226V228L216 227L215 229H219ZM239 225H240V223H239ZM256 225H257V223H256ZM264 225V224H263ZM262 224H261V227L263 226ZM2 226V225H1ZM1 226H0V229H1ZM33 226H34V223H33ZM33 226H31V228L33 227ZM91 226V225H90ZM99 226H101V224L99 225ZM110 226V225H109ZM109 226H107V227H109ZM176 226H174L175 228H176ZM190 225H188V227H189ZM197 226V225H196ZM198 226H200L201 227V224L200 225H198ZM197 226V227H198ZM204 226V228H206ZM212 226V225H211ZM225 226H228V225H225ZM230 226V225H229ZM244 226V225H243ZM249 226V225H248ZM255 226V225H254ZM254 226H249L248 228H246V229H244V228H235V229H232V227H231V229L229 228V229H227V230H223L224 231V233H223V235L221 236V239H222V241H223V243L221 242V244H219L218 242H216V240H214V242L212 241V244L213 243H215L216 245L214 246L215 247V249L213 248V247H211V248H213V250H214V252H212V253H209V254H207L206 256L208 257L207 259H205L204 261H203V258H202V261L203 262H201L200 264H264V228L262 227H258L257 228V226L256 227H254ZM19 227V226H18ZM21 227V226H20ZM49 228H51V226H48ZM59 227V226H58ZM66 228L68 227V226H65ZM64 227V228H65ZM74 227H75V224H74ZM73 227V228H74ZM97 227H98V225H97ZM95 228V229H98V228ZM106 227V228H107ZM149 227V226H148ZM157 227V228H158ZM161 227V228H162ZM188 227H186L187 229H188ZM193 226H191V228H192ZM203 227V226H202ZM240 227V226H239ZM11 228H12V226H11ZM14 228H15V226H14ZM33 228H35V226L33 227ZM38 228H40V226H38L37 227V229ZM42 228V227H41ZM40 228V229H41ZM45 228V227H44ZM48 228V229H49ZM53 228V227H52ZM64 228H62V229H64ZM76 228V227H75ZM77 228H82L81 226H79V227H77ZM155 228H156V226H155ZM153 229V230H158V229H160V228H158V229ZM178 228V227H177ZM190 228V227H189ZM190 228V229H191ZM204 228H196L195 226L193 227V230L194 231H196V229H198V232L201 230V231H203L202 229H204ZM209 228V227H208ZM224 229H226L227 227H223ZM7 229V228H6ZM21 229V228H20ZM19 229V230H20ZM25 229H26V227H25ZM27 229H29V228H27ZM26 229V231H29V233H30V230H27ZM60 229V228H59ZM84 228L83 229H81V233H82V230H84V232H86L87 233V231L85 230ZM88 229V228H87ZM90 229V228H89ZM92 227H91V230L90 231H92ZM108 229V228H107ZM107 229H106V231H107ZM167 229H169V228H167ZM167 229H165V230H167ZM184 229V228H183ZM190 229H188V230H190ZM200 229V230H199ZM2 230V229H1ZM4 230H5V227H4ZM22 230V229H21ZM20 230V231H21ZM33 230V229H32ZM35 230H36V228H35ZM68 230V229H67ZM102 230V229H101ZM105 230V229H104ZM104 230H102L103 232H104ZM162 230V229H161ZM165 230L164 231H161V232H165ZM182 230V229H181ZM181 230H179L178 232H177V230H176V234H179V232L181 231ZM188 230H187V232H188ZM192 230V229H191ZM190 230V231H191ZM192 230V231H193ZM208 230H210V229H208ZM221 230V229H220ZM8 231H9V229H8ZM23 232H25V230H22ZM41 231V230H40ZM39 231V233H37V231H36V233L38 234L37 235V237H36V235L35 236H32V233H31V235L29 234L28 236H29V238H30V236H32V240H37V238H39L38 239V241L40 242V241H43V239L42 240H40V235L39 234H42L43 233V235H44V233H45V231L44 232H40ZM50 231V230H49ZM73 231H74V229H73ZM77 231V230H76ZM98 231V230H97ZM96 231V232H97ZM150 231V230H149ZM151 231H152V229H151ZM175 231V230H174ZM183 231V230H182ZM192 231L190 232V233H192ZM193 231V232H194ZM200 231V232H201ZM205 232H207V228L204 230ZM212 231V230H211ZM2 232H4V231H2ZM19 232V231H18ZM17 232V233H18ZM32 232V231H31ZM65 232H66V230H65ZM67 232H69V231H67ZM71 232V231H70ZM103 232H102V235H103ZM144 232V231H143ZM153 232L154 231H152V234H153ZM158 232H159V230H158ZM168 232H170V230L168 231L167 230V233ZM185 231H183V233H184ZM209 232V231H208ZM214 232H216L215 230H214ZM222 232V231H221ZM220 232V233H221ZM6 233H8V232H6ZM25 233H27V232H25ZM79 233V232H78ZM80 233V234H81ZM92 233V232H91ZM93 233H95V231L93 232ZM98 233H100L101 234V232H99L98 231ZM145 233V232H144ZM155 233H157V231L155 232ZM181 234H179L180 236L183 234L182 232H180ZM195 233V232H194ZM203 233V232H202ZM201 233V234H202ZM74 234H75V232H74ZM73 234V235H74ZM83 234V233H82ZM89 234V233H88ZM140 234V236L141 237H143V233L141 234V233H139ZM138 234V235H139ZM149 234V233H148ZM147 233H146V235L144 234V239H145V236H147L148 235ZM159 234V236L157 237V235ZM165 234V233H164ZM171 234H173V231H172V233ZM186 234V233H185ZM201 234H200V236H201ZM203 234H205V233H203ZM210 234V233H209ZM212 234V233H211ZM213 234H215V233H213ZM213 234L211 235V237L213 236ZM216 234L218 235V231L216 232ZM34 235V234H33ZM42 235V236H43ZM70 235V234H69ZM95 237L94 238H96V234H93ZM138 235H135V236H133V237H136V236H138ZM151 235V234H150ZM150 235H148V236H150ZM157 235L155 234H153V235H151V238H152V236L153 237H155L156 236V238L158 239H160L161 238V236L163 237V234L162 233H157ZM170 235V234H169ZM169 235L167 236V234H165V236L166 237H169ZM175 235V232H174V234L172 235V236H174ZM193 235V234H192ZM192 235L190 234L189 236L190 237H192ZM197 235H199V234H197V232L193 235L194 237H196ZM19 236V235H18ZM39 236V237H38ZM48 236H50V235H48ZM53 236V235H52ZM91 236H92V234H91ZM90 236V238H92ZM140 236H138V237H140ZM165 236H164V238H165ZM169 237V238H173L174 240H175V244H171L170 246H172L171 247V249H169L168 247V250L167 249H165V250H167V251H170V253L169 252H167L168 254H169V257H170V254H171V252L173 251V246L175 247V245H178V243H180V244H184L183 246H184V248L183 247H181L182 245H178V247H181V248H183V249H185V250H189V248L191 249V247H192V249L193 248H195V247H198L201 243H204L205 242V240L203 239V236H198V237H200V241L197 239V237H196V240H198V241H195L194 239V242H193V245L190 247L189 245H188V247H186L185 248V244H188L189 242V240L192 242L193 240L190 238V237H187L189 240L187 241V238L186 237H183V239L184 238H186V239H184L187 243H183V242H185V241H181V239H180V236H178L177 235V238L178 239H180V241L181 242H178L179 240L177 239H175L174 237ZM182 236H184V235H182ZM188 236V235H187ZM216 236V235H215ZM17 237V236H16ZM34 237H36L35 239H33ZM80 237V236H79ZM79 237H77L76 236V239L78 238V241H79ZM98 237H100V236H98ZM97 237V238H98ZM132 237V238H133ZM137 237V238H138ZM4 238V237H3ZM51 238V237H50ZM54 238V237H53ZM73 238V237H72ZM82 238V241H83V237H81ZM93 238V239H94ZM155 238V239H156ZM164 238H162V240H165ZM169 238H167V239H169ZM182 238V237H181ZM202 238V239H201ZM205 238H208V235H207V237H206V234H205ZM209 238H210V236H209ZM213 238V237H212ZM218 238H219V236H218ZM217 238V239H218ZM7 239H9V238H7ZM44 239H46V238H44ZM56 239V238H55ZM71 239V238H70ZM140 239V238H139ZM143 239V241H145ZM155 239H153V241L155 240ZM157 239H156V241H154V243L156 242L157 243ZM158 239V240H159ZM167 239L165 240V241H167ZM182 239V240H183ZM211 239V238H210ZM220 239V238H219ZM2 240V239H1ZM5 240V239H4ZM3 240V241H4ZM10 240V239H9ZM17 240V239H16ZM19 240V239H18ZM17 240V241H18ZM21 240V239H20ZM81 240V239H80ZM85 240V239H84ZM96 240V239H95ZM132 240V239H131ZM130 239H129V243L131 242V244L129 245V243H127L128 244V246H127V244H122V245H120V246H124L122 249L125 251L126 250V247L127 248H129V249H131L132 250V248H130V246L135 242V240L137 241V242H141V240H142V238H141V240L139 241L138 239H134L133 241L134 242H132ZM171 240V241H170ZM169 241H170V243L171 242H173V240L172 239H170ZM202 240H204L203 242H201ZM213 240V239H212ZM244 240H247L248 242H246V243H243V241ZM16 241V242H17ZM29 241V240H28ZM48 241V240H47ZM50 241V240H49ZM51 241H52V238H51ZM54 241V240H53ZM75 241V240H74ZM77 241V240H76ZM75 241V242H76ZM78 241H77V243L76 244H78ZM88 241H89V239H88ZM88 241H87V239H86V242H85V245L88 243ZM94 240H92L91 241V239H90V241L89 242H93ZM152 241V242H153ZM168 241V242H169ZM207 241V240H206ZM9 242V241H8ZM31 241H29L28 243H30ZM44 242V241H43ZM114 242V241H113ZM112 242V243H113ZM146 242V241H145ZM144 242V243H145ZM151 241H150V243H152ZM176 242H178L177 244H176ZM198 242H200L197 246H195V244H197ZM207 242H209V241H207ZM1 243H5V242H0V244ZM13 243H15L14 241H13ZM23 243H24V241H23ZM27 243V242H26ZM36 243L38 244V242L36 241ZM45 243V242H44ZM57 243V242H56ZM68 243V242H67ZM70 243V242H69ZM84 242H82V244H83ZM159 243H162L161 242V239H160V242ZM159 243H157V244H159ZM165 243H167V242H165ZM195 243V244H194ZM217 243H218V245H217ZM37 244H36V246H37ZM41 244V243H40ZM51 244V243H50ZM75 244V243H74ZM140 244V245H139ZM135 243L134 244V246L136 245L137 247H141V249L143 250L144 248H142V247H144V245L142 244V242L141 243ZM143 246H142V245ZM147 245V247L149 246V247H151L152 245L151 244H149V243H146ZM149 244V245H148ZM156 244V245H157ZM162 244H164V242L162 243ZM168 245H169V243H167ZM208 244V243H207ZM210 244H211V241H210ZM209 244V245H210ZM9 245H12V243L11 244H9ZM8 245V246H9ZM41 245H43V244H41ZM57 245H59L58 243H57ZM56 245V246H57ZM80 245V244H79ZM84 245V244H83ZM119 245L117 246V248L119 247ZM126 245V246H125ZM139 245V246H138ZM153 245H155V244H153ZM155 245V246H156ZM165 245V244H164ZM204 245H206L205 243H204ZM204 245H202L201 247H203ZM0 246H2V244L0 245ZM30 246H32V245H30ZM47 246V245H46ZM55 246V247H56ZM69 246V245H68ZM75 246V245H74ZM90 246H92V245H90ZM134 246L132 245L131 247H133L134 248ZM154 246V247H155ZM167 245H165V247H166ZM187 246V245H186ZM193 246H195V247H193ZM12 247V246H11ZM10 247V249H12V250H14L13 248H11ZM27 247V246H26ZM33 247V246H32ZM32 247L30 248V249H32ZM35 247V246H34ZM40 247V246H39ZM44 247V251H45V246H42L41 248H39L40 250H39V252H41ZM76 247H78V246H76ZM100 247V246H99ZM99 247H97L98 249H99ZM110 247V246H109ZM137 247H135V248H137ZM153 247V246H152ZM160 247H162L161 245H160ZM159 247V248H160ZM178 247H177V249H178ZM7 248V247H6ZM28 248V247H27ZM47 248H49V247H47ZM62 249H64L63 247H61ZM91 248V247H90ZM97 248H95V249H97ZM117 248H115L114 249V251L115 250H117ZM121 248V247H120ZM125 248V249H124ZM159 248H158V250H159ZM176 248V247H175ZM174 248V249H175ZM180 248V249H181ZM200 247H198L197 249L198 250H200V249H202V248H200ZM2 249V248H1ZM1 249H0V253H2V251H4L3 249H2V251H1ZM9 249V250H10ZM22 249V248H21ZM29 249V248H28ZM34 249V248H33ZM38 249V248H37ZM42 249V250H41ZM53 249V248H52ZM70 249V248H69ZM72 249V248H71ZM82 249V248H81ZM80 249V250H81ZM84 249V248H83ZM86 249V248H85ZM101 249V248H100ZM119 249V248H118ZM148 249V248H147ZM152 249V248H151ZM160 249H162L163 250V248H160ZM183 249H181V252H182V250ZM196 248H195V250H197ZM204 249H205V247L202 249V252L204 251ZM12 250H10V251H12ZM17 250H20V248H18ZM88 250H90V249H88ZM112 250V249H111ZM110 250V252H113L114 253V256L117 254H115V252L112 250L111 251ZM138 250H140V248L138 249ZM138 250H135V251H138ZM145 250V251H144ZM143 251V253H146L147 251H146V248L144 249ZM165 250H164V256L167 254H165ZM179 250V249H178ZM184 250V251H185ZM208 250V249H207ZM206 250V251H207ZM212 250V251H213ZM22 250H20V252H21ZM49 251H50V249H49ZM49 251L47 250L46 251V253L48 252L49 253ZM56 251V250H55ZM54 251V252H55ZM68 251V250H67ZM75 251V250H74ZM94 251V250H93ZM96 251V250H95ZM117 251H120V249L119 250H117ZM116 251V252H117ZM124 251H122V254L120 253L119 255H121V257H122V255L124 254ZM135 251L133 250V253H128L127 254V251L125 252V254H127V255H131V258L133 257V258H135L134 256H135ZM175 251H176V249H175ZM182 252L183 254L184 253H187L188 255H189V253L191 254V252L193 253L192 255H195L196 253H197V251H190L189 250V253H188V251H185V252ZM201 251V250H200ZM199 251V252H200ZM209 251V250H208ZM8 253H9V251H7ZM18 252V251H17ZM24 252L25 251H23V252H21L23 255H24ZM30 251H28V253H29ZM60 253L61 252H65V249H64V251H59ZM89 252H91V251H89ZM109 252V256H110V253ZM151 252H153V249H152V251ZM163 253V251H160V253H158V255L156 254V256H159V254H162ZM174 252V251H173ZM172 252V256H174L173 254H175V253H173ZM11 253V252H10ZM58 253V252H57ZM76 253V252H75ZM80 253V252H79ZM82 253V252H81ZM84 253V252H83ZM87 253V252H86ZM86 253H84V255L86 254ZM104 253H106V255H108L107 253L108 252H104ZM139 253H141L140 251H138L136 254H139ZM154 253H157V251H156V249H155V252ZM154 253H152L153 255H154V257H155V254ZM204 254H205V252H203ZM16 254V253H15ZM20 254V253H19ZM52 254H53V252H52ZM56 254V253H55ZM62 254V253H61ZM78 254V253H77ZM88 254V253H87ZM101 254V253H100ZM99 253H98V257L97 258H99V255H100ZM134 254V255H133ZM148 253H146V255H147ZM151 253L150 254H148V256H146L145 254V256H146V258L148 257L149 258V261L150 260H152L151 258H153V257H151L150 258V256L149 255H152ZM167 254V255H168ZM180 254V255H179ZM179 254H175L176 255V259H174L175 257H173V259H172V256L169 258L171 261H173V260H175V264L177 263L176 262V260H177V257H179V256H181V253H179ZM200 254V253H199ZM198 253L196 254V255H199ZM9 255V254H8ZM35 255V254H34ZM46 255V254H45ZM56 255H59V254H56ZM70 255V254H69ZM73 255V254H72ZM83 255V256H84ZM92 255H94L93 253H92ZM102 255H104V254H102ZM106 255H104V256H106ZM133 255V256H132ZM160 256V257H163L164 258V256ZM178 255V256H177ZM185 255V254H184ZM184 255L182 256V257H184ZM196 255L193 257V256H191V255H189V256H191L190 258H192V259H189L188 257V263H186L187 261V259H183L184 260V262L186 263V264H191L190 263V261H192L193 260V264H195V262H197L198 260H196L195 262H194V259H196L197 257H196ZM203 255V254H202ZM31 256H33L32 255V253H31ZM41 256V255H40ZM47 257H48V255H46ZM45 256V257H46ZM50 256V255H49ZM53 256V258H54V255H52ZM63 256V255H62ZM65 256V255H64ZM74 256H76V255H74ZM80 256H82V255H80ZM83 256H82V258H83ZM109 256H108V258H109ZM117 256V257H116ZM115 257H116V259L119 257L118 256V254L116 255ZM125 256L126 255H123V257H124V259H126V258H129V256H127L126 258H125ZM137 256V255H136ZM139 256V258L137 257V260L139 261V260H141V259H145V258H143V257H145V256H143V255H138ZM143 256V257H142ZM200 256V255H199ZM198 256V257H199ZM27 257H29V256H27ZM26 257V258H27ZM43 257V256H42ZM87 257V256H86ZM91 257V256H90ZM90 257H89V261H91L90 260ZM107 257V256H106ZM123 257L121 258V260L123 259ZM160 257L159 258H157V259H159L160 260ZM166 257V256H165ZM203 257H204V255H203ZM4 258H5V256H4ZM19 258H21V257H19ZM25 258V257H24ZM36 258V257H35ZM40 258V257H39ZM57 258H58V256H57ZM56 258V259H57ZM61 258V257H60ZM74 258V257H73ZM92 258V257H91ZM114 258V257H113ZM141 258V259H140ZM162 258V259H163ZM166 258H168V257H166ZM165 258V259H166ZM179 258H181V257H179ZM178 258V259H179ZM9 259H11V258H9ZM37 259V258H36ZM44 259V258H43ZM48 259V258H47ZM63 259V258H62ZM66 259V258H65ZM65 259H63V260H65ZM88 259V258H87ZM93 259V261H94V259L95 258H92ZM100 259H102V257H101V255H100ZM99 259V260H100ZM107 259V258H106ZM105 259V260H106ZM115 259V258H114ZM130 259V258H129ZM182 259V258H181ZM198 259V258H197ZM13 259H11V261H12ZM32 260H33V258H32ZM46 260V259H45ZM52 260V259H51ZM63 260H62V262H63ZM76 260V259H75ZM80 260H82L81 258H80ZM85 260H86V258H85ZM84 260V261H85ZM95 260H97V259H95ZM98 260V261H99ZM111 260V259H110ZM110 260H108L109 262H110ZM159 260L157 261V263L159 262ZM180 260V259H179ZM14 261V260H13ZM18 261V260H17ZM40 261V260H39ZM38 261V262H39ZM44 261V260H43ZM87 261V260H86ZM102 261H103V259H102ZM119 261H120V257H119ZM122 261H124V260H122ZM121 261V262H122ZM145 262H146V264H150V262H148V261H146V260H144ZM155 260L153 259L152 260V262L151 263H153ZM156 261H155V264H156ZM170 261V263H172ZM2 262V261H1ZM9 262H10V260H9ZM21 262H22V260H21ZM32 263H33V261H31ZM37 262V263H38ZM51 262V261H50ZM67 262H68V259H67ZM73 262V261H72ZM82 262V261H81ZM92 262V261H91ZM101 262V261H100ZM109 262H107V263H109ZM113 262V261H112ZM125 262H127V261H125ZM137 262V261H136ZM136 262L134 263V264H136ZM141 262V263H140ZM181 262V261H180ZM200 262V261H199ZM199 262H197L198 264H199ZM5 263V262H4ZM46 263H48V262H46ZM52 263H55L54 261L52 262ZM58 263H59V261H58ZM75 263V262H74ZM80 262H78V264H79ZM87 263V262H86ZM86 263H84V264H86ZM93 263V262H92ZM99 263V262H98ZM106 264L104 261L102 262V264ZM114 263V262H113ZM123 263V262H122ZM128 263V262H127ZM130 263V262H129ZM139 263L140 264H142L143 263V261H139ZM182 263V262H181ZM185 263H183V264H185ZM196 263V264H197ZM7 264V263H6ZM9 264V263H8ZM15 264V263H14ZM18 264H20V263H18ZM24 264H25V260H24ZM27 264H28V262H27ZM43 264V263H42ZM60 264V263H59ZM63 264H64V262H63ZM68 264V263H67ZM69 264H71V262H69ZM76 264V263H75ZM90 264V263H89ZM101 264V263H100ZM112 264V263H111ZM115 264V263H114ZM116 264H117V262H116ZM126 264V263H125ZM133 264V263H132ZM145 264V263H144ZM158 264H161V263H158ZM165 264V263H164ZM169 264V263H168ZM178 264V263H177ZM180 264V263H179Z\"/></svg>",
	"mask_w": 264,
	"mask_h": 264
},
{
	"label": "rangeland",
	"instance_id": "obj_2",
	"mask_svg": "<svg viewBox=\"0 0 264 264\" xmlns=\"http://www.w3.org/2000/svg\"><path fill=\"white\" fill-rule=\"evenodd\" d=\"M235 2H236V4H237V0H233V2H232V4L234 3L235 4ZM235 4V5H236ZM235 5H232V6H234L235 7ZM221 11H223V12H225V13H229V14H231V12H230V10L228 9H224V10H221ZM263 11H264V7H263V10H261V14H258V16H262V15H264V13H263ZM224 13V14H225ZM229 14H228V16H229ZM225 16H227V14L225 15ZM227 16V17H228ZM232 16V15H231ZM258 16H256V17H258ZM260 16V17H261ZM249 17V19H245V18H248ZM254 17H255V15H254ZM254 17H252L251 16V18L253 19ZM254 18L253 20H251V18H250V16H245V17H243L244 19H243V21L245 22V24L242 22L241 24H239L240 25V27L238 26V24H237V22L236 21H234L235 19L234 18H230V16L227 18L228 19V21H227V19L226 20H224V22H227V23H224L223 22V20L220 22V21H218V22H213L212 24H210L209 26H207L208 28L207 29H205L202 33H200V34H198L200 37H198V35H194V37H191L190 38V40H192L193 42H191V41H189V39H188V41H186V43H187V46H188V48H191L190 50H192V51H195V53L194 52H192L191 51V53H190V55H186V59L184 58V61L183 62H189V60H193L192 62H194V63H196V60H195V58L194 57H197V60H198V58H199V62H197L198 64H199V66H197L196 67V65H198V64H194L195 66L193 67V68H189V66H186V67H184V69L186 68V70L188 69V71L187 72H193V70H194V72H195V69L197 68H199V70H198V72L195 74L194 72V74L192 73V75H191V77H190V75L189 76H187V77H190V78H188L187 80L189 81V79H191L193 76L195 77V76H197V75H199V78H200V76L202 75V76H204V79H205V76L207 75L206 73L207 72H209L206 68H207V66H209V68H210V70L212 71H210L211 73V75L209 74V75H207V77H208V79H207V77H206V79L208 80V81H206V80H203V78H202V76H201V78H200V80L202 79V81L200 82V83H202L203 81H206V83L208 84V85H206V83H205V85L203 84V86H201L200 85V83H199V79H198V76L197 77H195V78H197V79H195V78H192V80H197V82L195 81L194 83L192 82V80L191 81H187L186 83H185V81H184V79L182 80V81H184V86L181 84V80H178V82H180L178 85H180V86H178L177 85V87H176V85L175 84H177L178 82H176V80L175 81H170V79L172 80L173 78V76H174V74H175V72H176V74L178 75V78H180V76L181 75H179V74H181L182 73V70L183 71H185L184 69H180V71H178L179 73H177V71H175L176 70V68H175V70H174V68H173V70L170 68L169 69V71H171L172 70V73L171 74H169V75H167L168 73L167 72H169V71H166V75L165 76H167V78H168V81H167V78H165L166 80L165 81H167V82H165V81H163L162 83H159V84H157V86H159V87H157L156 86V88L154 87L153 89H155V90H158V89H160L159 90V92L161 91L162 93H160V94H168V95H165V96H163L162 98H157V96L155 97L156 98V104H155V100H154V97H152V96H149V97H145V98H142V99H144V102H143V100L141 99V100H137L136 102H138V101H140V102H143V103H145V105H146V102L145 101H147V105H146V107L147 106H149L150 108H151V106H152V104H151V106H150V104L148 105V102H150V103H153L154 102V106L156 105V107H154V106H152V108H151V110H150V112L148 111V109L146 108L144 111H142L143 110V108H145L144 107V104H136V102L135 101H133V102H130L128 105L129 106H127L126 105V109H128V110H126L125 108V110L128 112H126V111H124V109H123V111L124 112H122V114H123V116H124V114H126L125 115V118L126 117H128V116H133L132 114H134L135 113V111L137 110V108L139 109V107H137L136 108V105H140L141 107H140V110L137 112V113H139L138 115H137V113H136V116H135V118H134V116H133V122L132 121H130L129 122V120H127V119H125L124 117H123V119H120V118H122V115H120V114H115V117H119V115L121 116V117H119V120H116V119H118V118H114V115L112 114V112H110V113H107L106 115H104V116H102V117H100V119H99V117L98 118H94V119H92L91 121L92 122H90L89 121V123H88V125L91 123V125H89L88 127H90V126H94L93 124H95V126H94V128H95V134H90V139L88 138V136H89V134H86V136L84 135L82 138H78L76 141L77 142H75L76 144H74L73 145V147H72V149L71 150H69V151H65V150H62L61 152V154H60V151H59V156L60 157H58V159H57V161H50V162H42V164L40 165V163H37L36 164V166H34V167H20V168H17V167H13L12 168V170L14 171V175H13V177L12 178H10V179H8V180H6V181H4V182H0V190L2 191H0V193H2L1 195H0V205L2 204V206H0V220H1V222H3V223H1V229H0V242L2 241V242H5V243H1L2 244V246H0V249L2 248L4 251H2V249H1V251H2V253H0V264H18V263H20V264H24V260H25V264H27V262H28V264H63V262H64V264H69V262H71V264H78V262H80L79 264H84V263H86V264H102V262L104 261L106 264H116V262H117V264H134L136 261V264H140L139 263V261H143V263L142 264H146V262L144 261V260H146V261H148V262H152V260L154 259L155 261L157 260H159V259H157V258H159L160 256H162L163 254H164V250L165 249H167L168 250V248L169 249H171V247L172 246H170L172 243L173 244H175V240L173 239V238H169V237H171L173 234H174V232H175V235L174 236H172V237H176L175 239L177 240L178 238H177V235L178 236H180L179 234H181L180 232H182L183 233V231H185L182 235H184V236H180V239H181V241H185L184 239H186L187 237H190L189 235L191 234H195L196 232H197V234H199V235H195L196 237H197V239L200 241V237L201 236H203V239L205 240H207V241H209V242H207L206 240H205V244L206 245H204V243H201L198 247H200V248H204L205 247V249H204V251L203 252H205V254L202 252V249H200V250H198L197 248L198 247H195V246H197L200 242H198L197 244H195V246H193V247H195L197 250H195V248H193L192 249V245H193V242H194V240L195 241H198V240H196V237H194L193 235H192V237H190L193 241L191 242L188 238H187V241L189 242L188 244H185V248L186 247H188V245L191 247V249L189 248V250L190 251H197V253L200 255H196V257L198 258H196V259H194V262L196 261V260H198L197 262H199V264L201 263V262H203L205 259H207L208 257L206 256L207 254H209V253H212V252H214V250H213V248L215 249V243H213L212 244V241L214 242V240H216V242H218L219 244H221V242L223 243V241H222V239H221V236L223 235V233H224V231L223 230H227V229H231V227H232V229H235V228H244V229H246V228H248L249 226H254V227H256L257 226V228L259 227H261V224L263 225L264 224V210H261V211H259V212H257L255 215H254V217H255V220H253V223L251 222V221H248V219H245V218H247V216L246 217H243L244 218V220L243 219H240V222L239 221H237V214H238V212H240V210H238L239 209V207H240V205H241V202L244 200V199H246V197H247V199H248V194H249V192L251 191V189H252V192L253 193H251L250 192V198L252 197V198H254L253 200L252 199H250L251 200V203L253 202L254 203V201L256 200V202H257V200H258V202H260V205H257V206H260L262 209H264V187H262V185H264V51H262V49L264 50V41L262 42L261 40V42L259 41V38L260 39H262V40H264V36L262 37V36H260V35H257V37H255L256 38V40L255 39H252V40H255L254 42L252 41V40H250V38H253L254 37V35L253 36H251L252 34H250L249 32V30H250V27H251V25H254L255 26V28L256 29H261L263 26H264V16H262L261 18L260 17H258V18ZM230 18V19H229ZM234 19V20H233ZM258 21V23L257 24H260V25H257L256 24V20ZM260 19V20H259ZM263 20V21H262ZM261 21H262V23H261ZM233 22V23H232ZM248 22V23H247ZM260 22V23H259ZM224 23V24H223ZM231 23H232V25H231ZM250 23V26L249 27H246V25L247 24H249ZM252 23V24H251ZM216 25L218 28H220V29H217L216 30V26H212V25ZM221 24H222V26H221ZM263 24V25H262ZM229 25H231V26H229ZM237 28H236V27ZM241 26H242V28H241ZM248 26V25H247ZM253 26V27H254ZM212 27V28H211ZM214 27V28H213ZM232 27H234V30H233V28ZM243 27H245L248 31H245L244 29H243ZM253 27H251L252 29H254L255 30V28H253ZM209 28H211V29H209ZM226 30H225V29ZM264 28V27H263ZM221 29H222V32L224 33H227L226 31H229L227 34H225V35H223V33L221 32ZM224 29V30H223ZM227 29H229V30H227ZM232 31H231V30ZM236 29H237V31L239 32V31H241V37H239L238 38V36H239V34L238 33H236L237 31H236ZM244 31H243V30ZM251 29V30H252ZM207 30V31H206ZM210 30V31H209ZM218 30H220V31H218ZM253 30V31H254ZM214 31V32H213ZM231 31V32H230ZM207 32H208V34H207ZM215 35L216 33H217V35H215L216 37H214V35H212V33ZM236 34H235V33ZM243 32H244V34H243ZM210 33H211V35H210ZM219 33V34H218ZM223 35H221V34ZM230 33H232L231 34V37H230ZM240 33V32H239ZM203 35V37H202V35ZM234 34H235V36H234ZM205 35H206V37H205ZM208 35H210V36H208ZM219 35H221L220 37L221 38H219ZM246 36V38H245V36ZM227 36H229V37H227ZM232 36H234L235 38H233ZM244 36V37H243ZM250 36V37H249ZM256 36V35H255ZM260 36V37H259ZM225 37V39H223ZM262 37V38H261ZM212 39L211 41L209 40V39ZM216 38H219V39H223V40H220L219 41V39H217L216 40ZM242 38V39H241ZM196 39V40H195ZM200 39V40H199ZM234 39V41L235 42H233V41H231V40H233ZM236 39H237V41H238V43L236 42ZM239 39V40H238ZM241 39V40H240ZM243 39L247 42V40H248V42L246 43L245 41V46H244V44H243ZM195 40V41H194ZM203 42H202V41ZM197 41H198V43H197ZM218 41V42H217ZM241 41H242V43H241ZM253 42V44H252V42ZM256 41H259V44L257 45V47H256V44H257V42ZM197 44H196V43ZM210 42H212V45L214 46H212V48H214V49H216V52H214L215 53V55H214V53H213V55H211L212 54V52L210 53L209 52V54L210 55H208L207 53H208V51L206 52V48H207V50H208V47H211V45H209V43ZM215 42V43H214ZM226 42V43H225ZM231 42H233V43H231ZM195 43V45H193ZM208 43V44H207ZM217 43V44H216ZM260 43H262V44H260ZM189 44V45H188ZM199 44H200V46L202 47V49L203 50H201V48H200V46H199ZM211 44V43H210ZM223 44V45H222ZM206 45H207V47H206ZM209 45V46H208ZM225 45V46H224ZM227 45V46H226ZM235 45V46H234ZM239 45H243L245 48H243V51H242V47L243 46H239ZM255 45V46H254ZM261 45H263V46H260ZM193 46H195V47H197L196 48V50H198L199 52H197L196 50H194L195 49V47H192ZM223 46V47H222ZM226 47H227V49H226ZM236 47H238L239 48V50H240V52H239V50H236V51H234L235 50V48ZM247 47H251V48H253V49H250L249 48V51H248V48ZM258 47H260V49H257ZM231 48V50H229ZM238 48H236V49H238ZM256 48V50H261L260 52H259V54L254 50ZM205 49V50H204ZM245 49V50H244ZM221 50V51H220ZM251 50L253 51V53L255 54V52H256V55H252V52H251ZM218 51V52H217ZM222 51H224L223 53H221ZM226 51H227V53H226ZM233 51V52H232ZM242 51V52H241ZM203 52H205L206 54H207V56H209V57H211V58H208V57H206L205 55V53H203ZM230 52H232V53H230ZM239 52V53H238ZM196 54L197 53V56L196 55H194V54ZM199 53H200V55H199ZM201 53H203L202 54V56H201ZM218 53H219V55H218ZM235 53H236V55H235ZM238 53V54H237ZM221 54V55H220ZM225 54V56H223ZM230 54V55H229ZM234 56V57H232V55ZM239 54H241V55H239ZM194 55V57H192ZM198 55L202 58H200V57H198ZM226 55H228V56H226ZM183 56H185V55H183ZM183 56L182 57H180L179 59H182L183 60ZM190 56H191V58H190ZM212 56L215 58V59H213L212 58ZM217 56H219V57H217ZM221 56H222V60H223V62H222V60H221ZM242 56H243V58H242ZM244 56H248L247 58L246 57H244ZM263 56V57H262ZM190 58V59H188V58ZM226 57V58H225ZM235 57H237V58H235ZM208 58V59H207ZM217 58H220V59H218L217 60ZM228 58V59H227ZM233 58H235V59H233ZM238 58L240 59V60H242L243 61V59H244V61L242 62V61H239L238 60ZM245 58H246V60H245ZM250 58V59H249ZM251 58H252V61L250 62V60H251ZM204 59V60H203ZM205 59H207L208 60V62L206 63V60ZM215 61H213V60ZM227 59V60H226ZM229 59L230 60H232V61H230L229 62ZM247 59H248V61H247ZM203 60V61H202ZM217 60V61H216ZM226 60V61H225ZM202 61V62H201ZM210 61V62H209ZM213 63H212V62ZM219 61V62H218ZM222 63H221V62ZM235 61V62H234ZM185 62V63H186ZM204 62V63H203ZM225 62H226V65H224L225 64ZM229 62V63H228ZM240 63V65H242V63H243V67L241 66L240 67V65H239V63ZM242 62V63H241ZM245 62H247V63H245ZM205 64L204 66H206L205 68L203 67V64ZM218 63H219V65H218ZM237 64V67L236 66H234L233 64ZM202 64V65H201ZM213 64V65H212ZM215 64V65H214ZM221 64H222V67H221ZM235 64V65H236ZM201 65V66H200ZM211 65V66H210ZM216 65H218V66H216ZM230 65V66H229ZM232 65H233V68H230V69H228L229 67H232ZM196 67V68H195ZM200 67H201V69L202 68H204L203 70L204 71H206L207 70V72H205V74L206 75H204V71H202L201 69H200ZM214 67V69H212V68ZM217 67L218 68H227V69H223L222 71H221V69H217ZM236 67V68H235ZM195 68V69H194ZM216 68V69H215ZM240 68V69H239ZM215 70V71H214ZM225 70H228L227 72L225 71ZM233 70V71H232ZM234 70H235V72L237 73V74H235V72H234ZM173 71H174V73H173ZM199 71H201V72H199ZM218 71V72H217ZM181 72V73H180ZM186 72V71H185ZM185 72H183L182 73V78L184 77L185 79H186V75H188V73L186 74ZM214 72V73H213ZM216 72V73H215ZM221 72H224L225 73V75L224 74H221ZM233 72V73H232ZM170 73V72H169ZM198 73H201V75L200 74H198ZM229 73H231V74H229ZM176 74H175V76H176ZM191 74V73H190ZM213 74H215L214 76H213ZM218 74H221L220 75V78L223 76V78H224V76H227V77H225L224 79H225V81H223V79L220 81L219 79H217V81H216V78L218 77L219 78V76H217ZM232 74H235V75H232ZM173 75V76H172ZM231 76V77H229L228 78V76ZM174 76V77H175ZM211 76V77H210ZM216 76V77H215ZM210 77V78H209ZM213 77V78H212ZM212 81H215V82H212ZM174 80V79H173ZM199 80V81H198ZM218 80H219V82H221V83H219L218 82ZM241 80V81H240ZM170 81V82H169ZM223 81V82H222ZM172 82V83H171ZM175 84H174V83ZM191 82V83H190ZM209 82V83H208ZM231 82V83H230ZM167 83H169V84H167ZM196 83V84H195ZM197 83H198V87L196 86L197 85ZM213 83V84H212ZM216 83H219V84H222L221 86L219 85V86H216V85H218V84H216ZM172 85V84H174L173 86H171V88L170 89H172L173 90V93L172 92H169V91H171L170 89H169V87H167L168 85ZM188 84H190V85H188ZM192 84H194L195 86H193ZM163 86V87H165L166 85V90L167 91H165L164 89H163V87H161V86ZM191 85L193 86V87H195V91H196V95H194V88L193 87H191ZM210 85L212 86V87H210ZM215 85V86H214ZM174 86H175V88H174ZM185 86H187L188 87V92H187V88L185 87ZM206 86H207V88H206ZM209 86V87H208ZM161 87V88H160ZM179 87H181L180 89H177L176 90V88H179ZM184 87V88H183ZM191 87V88H190ZM197 87V88H196ZM201 87H203L204 88V90H203V88H202V90L200 89ZM221 87V88H220ZM224 87V88H223ZM174 88V89H173ZM212 88V92H211V90L210 89ZM215 88L217 89V90H215ZM148 89H150V88H148ZM162 89L165 91V92H167V93H163V91H162ZM193 89V90H192ZM206 89H209L210 90V92H209V90H207V92H205L206 91ZM198 90H201L200 92L202 93V91H204L202 94L200 93V92H198ZM184 91V92H183ZM192 91H193V94H192ZM220 91V92H219ZM169 92V93H168ZM174 92H176L175 94H174ZM181 94H180V93ZM216 92V93H215ZM218 92V93H217ZM170 93H172L173 95H175V96H173L172 94V96L170 95ZM185 93V94H184ZM186 93L188 94H190V95H188V96H186L185 97V99L188 97L189 99H190V97H191V102H190V100L189 99H186L187 100V102L185 101V99H184V97H182V96H185L186 95ZM209 93V94H208ZM211 93H212V95H211ZM216 94V95H214V94ZM176 94H178L179 96H178V99H179V97H180V100H179V102L177 103V101H178V99H177V95ZM205 94H208V96L206 95V97H205ZM192 95V96H191ZM203 95V96H202ZM169 96V97H168ZM170 96H171V99H168V101H171V100H173L172 99V97L174 98V102L176 103V104H173L174 102L173 101H171V102H173V103H170V102H168L167 101V98H170ZM194 96H199V98L197 97V98H195ZM215 96V98L217 97V99L216 100H218V101H216V102H214V101H211V100H209L210 99V97H214ZM221 96V97H220ZM150 97L153 99V102H152V99H151V101H150ZM166 99H165V98ZM182 97V98H181ZM206 98L205 100H207L206 102L208 103L209 101H211V103L209 102V104H207L206 102H205V100H204V98ZM147 98V99H146ZM193 98H195V99H193ZM202 98H203V100H202ZM215 98H213L212 100H215ZM159 99H160V101H159ZM165 99V100H164ZM182 99V100H181ZM149 100V101H148ZM161 100H163V101H161ZM209 100V101H208ZM158 101L159 102H161V104H162V106H161V104L160 105H157L158 104ZM182 101L184 102L185 101V103L186 104H188V106L187 107H185L186 106V104L184 103V105H183V103H182ZM193 101H194V103H193ZM200 102V104H199V102ZM165 102H168V103H170V105L168 104V103H165ZM205 104V106L203 105V103ZM219 102V103H218ZM182 103V104H181ZM213 103V104H212ZM214 103H215V105H214ZM216 103H218V104H216ZM163 104H165L164 106H163ZM171 104H172V106H171ZM179 104V105H178ZM192 104V105H191ZM195 104V105H194ZM211 104V105H210ZM133 105V107H131V106ZM167 105V106H166ZM173 105L175 106L176 105V108H174V109H176V110H173V109H171V108H173ZM189 105H190V107H189ZM202 105V106H201ZM210 105V106H209ZM134 106H135V109H134ZM171 106V107H170ZM185 107V109H184V107ZM193 106V107H192ZM209 106V107H208ZM214 106V107H213ZM127 107H130L131 109H133L132 111L134 112V113H132V111L130 110V112H129V109L130 108H127ZM154 107V108H153ZM157 107H159L158 109H159V111H161V113H159V112H157ZM168 109H167V108ZM207 107V108H206ZM149 108V109H150ZM160 108H163V109H167L166 110V113L164 114V110H163V112H162V110L160 109ZM179 108V109H178ZM199 108V109H198ZM152 109H154V110H152ZM156 109V110H155ZM171 109V110H170ZM177 109H178V111H177ZM187 109V110H186ZM190 109V110H189ZM147 110V111H146ZM168 110H169V112H168ZM181 111V113H183V115L182 114H180V111ZM153 113H156V114H153ZM188 112V115H187V113L186 112ZM202 112V114H200L201 112ZM204 111V112H203ZM140 112H143V113H146V112H148V114L149 115H147V113H146V116L144 115V114H142V113H140ZM186 113V114H185ZM190 113V114H189ZM110 114V115H109ZM159 116H158V115ZM160 114H162L161 116H160ZM164 114V115H163ZM107 115H109V117H107L106 118V116ZM152 115V116H151ZM182 117H181V116ZM113 116V120L115 121V122H117L116 123V125H118V126H114V124H115V122L112 120V123H111V119H109V118H111ZM139 116H140V118H139ZM147 116H148V119H146L147 118ZM157 116V117H156ZM184 116V117H183ZM155 117V118H154ZM188 117V118H187ZM190 118V119H189ZM192 118V119H191ZM95 119H97V121H98V123H97V121H95ZM105 121V123H103L102 124V122H103V120ZM107 119H109L110 121L108 122V120ZM130 120H131V118H129ZM141 119V120H140ZM101 122H100V121ZM107 120V121H106ZM121 120V121H120ZM127 120V122H125V124H127V125H125L124 124V121H126ZM143 120V121H142ZM189 122H187V121ZM193 120V121H192ZM93 121L95 122V123H93ZM119 121V122H118ZM137 121H138V124H137ZM141 121V122H140ZM145 121H147V122H145ZM161 121V122H160ZM107 122V123H106ZM114 122V123H113ZM120 122H122L121 124H124V125H122V127H121V125H120ZM135 122V123H134ZM142 122H145V124H146V127L145 128H143L142 127V125H140V123L141 124H143ZM151 122V123H150ZM185 122H187V123H185ZM108 123H111V124H109V125H112V126H106V128L104 127L106 124H108ZM105 124V125H104ZM135 125V127H133V125H132V127H130V128H132V129H130L129 128V126L130 125ZM137 124V125H136ZM145 124H143V126H145ZM100 125V126H99ZM104 125V126H103ZM87 126V125H86ZM99 127V129H97L98 127ZM101 126H103V131L104 130H107L106 132L108 133H106V132H104L105 134H107L106 136H105V134L102 132V130L100 129V127ZM115 127V128H114ZM121 128V129H123V130H119V128ZM128 127V128H127ZM102 128V127H101ZM118 128V129H117ZM147 128V129H146ZM125 129L127 130L126 132H128V129H130V130H132V131H130L129 130V135L125 132ZM175 129V130H174ZM109 130V131H108ZM115 132H114V131ZM169 130V131H168ZM260 130V131H259ZM99 131H101V132H99ZM119 131V132H118ZM94 131H92V132H90V133H93ZM98 132V133H97ZM162 134H161V133ZM165 132V133H164ZM171 132V133H170ZM98 135H97V134ZM118 133V134H117ZM121 133V134H120ZM124 133H126L124 136L126 137V138H123L124 136L122 135V134H124ZM131 133V134H130ZM173 133V134H172ZM256 133V134H255ZM101 134H102V136H101ZM111 134V135H110ZM121 136H120V135ZM158 134V135H157ZM170 134H171V136H170ZM88 135V136H87ZM91 135H95V137H96V142H94V138L95 137H92L91 138ZM97 135V136H96ZM110 135V137H108ZM116 135H118L117 136V139L115 138L116 137ZM139 135V136H138ZM156 135L158 136V138L156 137ZM121 138H120V137ZM123 136V137H122ZM156 138H155V137ZM164 136V137H163ZM166 136V137H165ZM97 137H99V139H97ZM119 137V138H118ZM132 137H134V138H132ZM116 139V140H114V141H112L113 139ZM123 138V140H124V142L122 143L121 141H123V140H121ZM139 138V139H138ZM153 138V139H152ZM177 138V139H176ZM101 139V140H100ZM107 139V141L109 140L110 142H108V144H106L107 143V141H105ZM152 139V140H151ZM161 139V140H160ZM162 139H165V141H163ZM172 141H171V140ZM176 139V140H175ZM90 140L91 142H93L92 144H94L93 146H94V148H95V145L97 146V148H98V150H96L97 148H95L93 151H95V152H93L94 154H96V152H98L97 154L99 155L97 158L96 157H94L93 158V156L94 155H92L93 153L91 152L92 151V149H93V147L91 146V144H90V141H89V143H88V141ZM93 140V141H92ZM100 140V141H99ZM156 140V141H155ZM158 140V141H157ZM168 140V141H167ZM169 140H170V142H169ZM260 140H262V141H260ZM85 141V142H84ZM105 142V143H102V142ZM117 141V142H116ZM134 141V142H133ZM153 141V142H152ZM177 141H178V143L179 144H177ZM86 142H87V144L89 145V146H87V147H92V149H91V151L89 150V152L88 153H83L84 151L83 150H85V147L84 146H86L87 144H86ZM114 142H115V144H114ZM131 142V143H130ZM151 142L152 143H154V142H156V144H157V146H156V144H152L151 145ZM166 143V145L164 146L163 144H165ZM100 143V144H99ZM121 143V144H120ZM176 143V144H175ZM262 144V146L261 147H263V150H262V148L261 149H259V146H260V144ZM97 144H99L100 145V147H98L99 145H97ZM101 144H103L104 146L102 147V145ZM106 144V145H105ZM116 144H117V146H116ZM143 144V145H142ZM158 144L160 145V146H158ZM163 146H162V145ZM168 144H172V145H169L168 146ZM256 144V145H255ZM147 145V146H146ZM151 145V146H150ZM175 145V146H174ZM178 145V146H177ZM259 145V146H258ZM110 146V147H109ZM120 146V147H119ZM122 146V147H121ZM148 146L150 147V148H148ZM176 146H177V148H176ZM253 146V147H252ZM256 146H258V147H256ZM80 147H81V149H80ZM86 147V148H87ZM136 147V148H135ZM154 147L155 148H157V149H159L160 151L158 152V150H156V149H154ZM160 147V148H159ZM164 147V148H163ZM168 147V148H167ZM255 147V148H254ZM104 148V149H103ZM106 148V149H105ZM127 148V149H126ZM142 148V149H141ZM149 149L147 152L149 153V155H148V153L145 151V149ZM170 148V151H168L167 149H169ZM175 148V149H174ZM257 148V149H256ZM101 149V150H100ZM103 149V150H102ZM144 149V151H142ZM154 149V150H153ZM171 149H172V152H171ZM162 150V151H161ZM164 150V151H163ZM176 150V151H175ZM250 150V151H249ZM258 151V153L256 152V151ZM259 150H262V151H259ZM72 151V152H71ZM149 151H151V152H149ZM152 151H153V153H154V155L152 154ZM64 152V153H63ZM91 152V153H90ZM99 152L101 153V154H99ZM106 152H108V154L106 153ZM146 154H144V153ZM160 153V152H163V153H160V154H157V153ZM164 152H165V154H164ZM170 152V153H169ZM177 152V153H176ZM261 152V153H260ZM263 152V153H262ZM69 153V154H68ZM72 153H74V155H75V153L77 154L76 156H75V158H77L76 159V161L73 159V157H74V155L72 154ZM78 153H80V154H78ZM85 154H87V155H89V154H91V160L89 159V156H86L85 157ZM105 154V155H104ZM144 154V155H143ZM150 154H152L153 155V157L152 156H150ZM163 154V155H162ZM239 154H240V156H239ZM254 154V155H253ZM62 155H64L65 156V158H64V156H62ZM81 155H82V158H80L81 157ZM155 155H157L158 157L156 158V156ZM257 155V156H256ZM258 155H260V156H258ZM73 156V157H72ZM78 156H79V158H78ZM83 156H84V158L86 159L87 157H88V159H86V160H88L89 162H85V159L83 158ZM103 156H105V157H103ZM138 156V157H137ZM144 157V158H146V159H148V160H144V158H141V157ZM181 156V157H180ZM141 158V160H140V158ZM147 157H149V158H147ZM152 157V158H151ZM257 157H259V158H257ZM263 157V158H262ZM67 158H68V161L69 160H71V161H69L70 162V165H71V167L72 166H74L73 168L74 169H72L71 167H68L69 166V163L67 162V161H65V160H67ZM94 160H93V159ZM138 158V159H137ZM151 158V159H150ZM254 158V159H253ZM256 158V159H255ZM60 159L62 160V161H60ZM79 159V160H78ZM143 159V160H142ZM150 159V160H149ZM157 161H156V160ZM66 162L67 164H65L64 162ZM159 161V162H158ZM53 162V163H52ZM55 162V163H54ZM62 164H65V165H61V163ZM76 162H78V163H76ZM83 162H85L84 164H82ZM162 162V163H161ZM48 163V164H47ZM78 164V166L76 165V164ZM154 163V164H153ZM161 163V164H160ZM254 163V164H253ZM258 163H259V165H258ZM47 166H46V165ZM54 164H56L55 166H54ZM73 164V165H72ZM86 164H88V165H86ZM142 167H140L139 165ZM143 164V165H142ZM152 164V165H151ZM39 165H40V167H39ZM49 165V166H48ZM50 165H52L51 167H50ZM66 165H68V166H66ZM155 165H159L158 166V168H156V169H154V171H153V168L155 167ZM164 167H163V166ZM44 166V167H43ZM45 166L47 167V168H45ZM64 166H66L67 167V169H66V167H64L66 170H67V172L63 169V167ZM162 166V167H161ZM257 166V167H256ZM43 167V168H42ZM101 167V168H100ZM178 167V168H177ZM255 167V168H254ZM15 168V169H14ZM26 168V169H25ZM52 168H54V169H52ZM59 168L62 170H59ZM68 168H70V169H68ZM77 168V169H76ZM137 168V169H136ZM181 168V169H180ZM235 168V170H237V172H235V170H231V169H234ZM238 168V169H237ZM241 170H240V169ZM243 168H244V171H243ZM24 171H23V170ZM33 171H32V170ZM51 169V170H50ZM56 169V170H55ZM136 169V170H135ZM140 169H142V170H140ZM158 169V170H157ZM247 169V170H246ZM261 169H263V170H261ZM28 170V171H27ZM37 170V171H36ZM42 170V171H41ZM46 170V171H45ZM65 172H64V171ZM68 170H71V173H73L72 174V177H70L71 175V173L69 174V172L70 171H68ZM78 170V171H77ZM143 170H145V171H143ZM148 170V171H147ZM157 170V172H155ZM179 170V171H178ZM240 170V171H239ZM50 171V172H49ZM54 171V172H53ZM58 171H59V174H62V175H59L58 174ZM73 171V172H72ZM75 171V172H74ZM139 171V172H138ZM151 171V172H150ZM234 173H236V175H234L232 172ZM254 171V172H253ZM256 171V172H255ZM24 172V173H23ZM42 172V173H41ZM56 172H57V174H56ZM76 172H78L77 174L79 175H77L76 177H75V174H76ZM133 172V173H132ZM141 172V173H140ZM143 172H145V173H143ZM238 172H242L241 174H239ZM249 172H250V174L251 175H249ZM257 172H259V173H257ZM22 173V174H21ZM39 173V174H38ZM50 173L52 174V175H50ZM67 173V174H66ZM143 173V174H142ZM159 173V174H158ZM230 173V174H229ZM245 173V174H244ZM254 173H256L258 176H257V179H259V180H257L256 181V179H255V177L254 176H256V174H254ZM56 174V175H58L57 177L56 176H54V175ZM63 174H64V176H65V178H64V180H63V178L61 179L60 177H62L63 176ZM68 174H69V176H68ZM81 174V175H80ZM137 174V175H136ZM209 174V175H208ZM228 174H229V176L232 174V176L233 177H235L236 176V178L238 179H240V177H241V179H242V177H243V179H242V181H241V179L238 181L236 178V185L237 186H235V185H233V183L232 182H230L232 179H231V177H229V178H227L228 177ZM239 174V175H238ZM36 177H35V176ZM44 175V176H43ZM46 175H48V177L46 176ZM68 177H67V176ZM132 175H134L135 176V178H133L132 177ZM139 175V176H138ZM248 175V176H247ZM43 176V177H42ZM52 176V177H51ZM63 176V177H64ZM250 176V177H249ZM47 177V178H46ZM49 177H50V179L52 178V180H57V181H54L55 182V185H53L52 183H54L52 180H49ZM67 177V178H66ZM74 177V178H73ZM138 177V179H139V182H137L138 180L136 179ZM140 177V178H139ZM151 177L153 178V179H151ZM22 178V179H21ZM37 178V179H36ZM59 178H60V181H59ZM70 178H72V179H70ZM80 178V179H79ZM252 178V179H251ZM40 179H42V181L40 180ZM44 179V180H43ZM45 179H47V180H45ZM68 179H70L69 181L71 182V183H69L68 182ZM74 179V181H72ZM220 179H222V181L220 180ZM223 179L224 180H230V181H227V183L228 182H230V184L228 183V184H226V181H223ZM235 179H233L234 181H235ZM40 180V181H39ZM66 180H67V182H66ZM131 180H132V183H131ZM219 180L223 183V182H225V183H218L219 182ZM232 180V181H233ZM245 180V181H244ZM247 180V181H246ZM253 180V182H251ZM15 181V182H14ZM19 181V182H18ZM24 181H26V182H24ZM31 181V182H30ZM44 181V182H43ZM48 181H50V182H48ZM52 181V182H51ZM82 182V184L80 183V182ZM134 181V182H133ZM18 182V183H17ZM63 182V183H62ZM79 184H78V183ZM237 182H239V183H237ZM260 182H262V184H260ZM3 183V184H2ZM28 183V184H27ZM43 183V184H42ZM71 184V185H66V184ZM126 183H127V185H128V188L126 187H124L123 188V186H127L126 185ZM130 183H131V186H130ZM135 183V184H134ZM242 184L243 185V187L247 190V191H249V192H245L244 191V188L242 187V185H240L241 187H242V189H241V187L239 186V184ZM250 183V184H249ZM255 185H254V184ZM48 184V185H47ZM75 184H78V186H76V188L74 187L75 186ZM81 184V185H80ZM220 184V185H219ZM232 184V185H231ZM249 185V187H248V185ZM257 184V185H256ZM14 185V186H13ZM30 185V186H29ZM37 185V186H36ZM65 185V186H64ZM122 185V186H121ZM195 185H197L198 187H196ZM213 185H215L216 187V189L215 188H213L214 186ZM223 185V186H222ZM226 185H230V187L228 188V187H225V188H223L224 186H226ZM252 185V186H251ZM11 186V187H10ZM12 186H13V188H12ZM19 186V187H18ZM24 186V188H22ZM29 186V187H28ZM72 186H73V188H75V189H73L72 188ZM183 186V187H182ZM193 186V187H192ZM217 186H220V188H219V190L217 189ZM231 186H233L232 188H233V191H232V188H231ZM256 186V187H255ZM45 187V188H44ZM55 187V188H54ZM63 187V188H62ZM67 189H66V188ZM118 187H120L121 189H118ZM130 187V188H129ZM185 187V188H184ZM191 187V188H190ZM202 189L201 190V192H202V195H201V198H200V194H201V192H199V191H196L197 189ZM210 187H212V188H210ZM238 187V188H237ZM261 187V188H260ZM22 188V189H21ZM58 188H60V189H62V190H60V189H58ZM196 190H195V189ZM205 188V190L208 192V191H210V189L212 190V191H214L215 193V197L217 198H215L214 196V199L212 200V201H214L215 199V201L213 202V204L216 202V203H218V204H220L221 203V201L222 200H224L225 199V195L226 196H228V197H230L231 196V194H225L226 193V191L228 192V191H230V192H232V194H234L233 192H236L234 195H236L237 194V191H238V189H239V191L241 192L242 191V193H243V191H244V193H243V195H242V193H240V192H238V193H240L243 197H238L239 199H240V201H239V199H237V201H236V203H234L235 202V200H236V198H237V196L238 195H240V194H238L236 197H235V199H233L234 198V196H232L233 198H232V200L230 199V198H227L226 197V201H225V203L226 204H229L228 202L231 200V202H232V205L233 206H229V205H226L225 203H224V206H226V208H224V209H227V210H229V207H230V212L229 211H227V210H225V212L227 211L228 213L226 214L224 211H223V215L222 216H219L220 215V212H222L221 211V209H223V208H221L222 207V205H223V201H222V205H221V207L220 208H218L219 207V205L217 206V204H216V208L217 209H219V210H215V213L212 211V209H211V211L214 213V215H213V213H211V216L214 218V219H211L210 217V219H207L206 218V220L208 221H214L215 220V217L217 216H219L218 217V219H222L223 217L225 218V220H224V225H222V223H221V221L217 224V220L215 221V222H213L212 221V223H209L208 222V227H206L205 225H206V223L207 222H205V220H203L202 218H204V212L206 213V212H208L209 214H210V212L211 211H208V208H205V207H207L208 205H211L212 203V201H210V199H209V202H208V200L206 199V197L207 198H211L210 196H212V194H213V192L212 191H210V193H208L207 194V192L205 191V190H203ZM223 189V191L222 190H220V189ZM226 188L228 189V190H226ZM235 188H237V190L236 191H234V189ZM3 189L5 190V192L3 191ZM12 189V190H11ZM44 189V190H43ZM47 189V190H46ZM58 191H57V190ZM64 189H66L65 191H64ZM70 189V190H69ZM73 189V190H72ZM103 189V190H102ZM114 189H116L120 194H121V191H122V193L123 194H117L118 192H116V190L115 191H113ZM126 189V190H125ZM179 189V190H178ZM198 189V190H199ZM217 190V192H219L220 191V193H218L217 194V192L215 191V190ZM250 189V190H249ZM16 190V191H15ZM20 190V191H19ZM23 190H25V191H23ZM45 190L47 191V192H45ZM60 190V191H59ZM109 190V191H108ZM177 190V191H176ZM193 190H194V192H193ZM226 190V191H225ZM259 190V191H258ZM9 191H11V192H9ZM12 191L14 192V195L16 196V198H15V196L13 195V194H11L12 193ZM44 191V192H43ZM51 191H53V193L51 192ZM62 191H63V193H62ZM69 191V192H68ZM71 191H74V194L72 195V192ZM145 191V192H144ZM179 191V192H178ZM205 193H204V192ZM225 191V192H224ZM8 192V193H7ZM28 192V193H27ZM43 192V193H42ZM105 192H106V194H105ZM107 192L108 193H111V194H107ZM116 192V193H115ZM230 192H228V193H230ZM259 192V193H258ZM4 193V194H3ZM9 193L11 194V197H10V195H9ZM17 195H16V194ZM57 193V194H56ZM68 193V194H67ZM69 193H71V196H68V195H70ZM191 193V194H190ZM195 193L196 194H198V193H200L198 196H196L195 195ZM248 193V194H247ZM255 193V194H254ZM27 194V195H26ZM30 194H32V196L30 195ZM47 194V195H46ZM49 194V195H48ZM51 194H53V195H51ZM80 194V195H79ZM86 194V196L84 197V195ZM104 196H103V195ZM145 194V195H144ZM186 194V195H185ZM192 194H194L193 196H191L190 197V195H192ZM206 194V195H205ZM209 194H211L209 197H208V195ZM220 194V195H219ZM225 194V195H224ZM245 194H247V195H245ZM254 196H252V195ZM261 194L263 195L261 198H260V196H261ZM13 195V196H12ZM42 195V196H41ZM80 197H79V196ZM101 195V199H100V201H99V197L98 196H100ZM107 195H109V198L110 199H108L107 197ZM110 195H112V196H114V195H116V196H114V198H112V200H111V197H110ZM120 195V196H119ZM138 196L139 198H136V199H134L136 196ZM221 195H223V196H221ZM256 195H258V197L256 196ZM20 196H22V197H20ZM48 196H50V198L48 197ZM63 196V197H62ZM75 196H78V197H76V198H74ZM81 196H82V198H81ZM123 196V198H122V200H125V203L123 204V202L124 201H122V202H120L121 204H123L122 206L119 204V202L118 201H120V199H121V197ZM134 196V197H133ZM197 197V199H196V197ZM221 196V199H222V197L224 198V199H222L221 201H220V199L218 198V197H220ZM9 197V198H8ZM29 197V198H28ZM34 197V198H33ZM43 197V198H42ZM59 197H61V198H59ZM84 197V198H83ZM92 197V198H91ZM98 197V198H97ZM105 197V199H102V198H104ZM120 197V199H118ZM124 197H126V198H124ZM131 197H133V198H131ZM181 197V198H180ZM193 197V198H192ZM205 197V198H204ZM3 198V199H2ZM45 198V200H42V199H44ZM56 198V199H55ZM71 198V199H70ZM77 198H79V199H77ZM89 198V199H88ZM91 198V199H90ZM127 198H130V199H127ZM192 198V199H191ZM196 200H195V199ZM242 198H243V200H242ZM2 199V200H1ZM40 199V200H39ZM53 199H55V200H53ZM88 199V200H87ZM97 199V200H96ZM107 199H108V202H109V206H107L108 204H102V203H108V202H106L107 201ZM113 199H114V203H113ZM117 199V200H116ZM132 199H133V201H136V202H132ZM180 199H181V201H180ZM205 199V201L206 202H208V203H206L205 201H203ZM212 199V198H211ZM219 199V200H218ZM227 199H229L228 201H227ZM246 199V200H247ZM249 199H248V202L245 200L244 201V204L245 203H247L246 205H248V203H249ZM21 200V201H20ZM28 200V201H27ZM36 200V201H35ZM71 200V201H70ZM77 200V201H76ZM89 200H91L90 202H89ZM95 200V202L97 203V204H99L100 206H101V210H102V207H103V210L99 213V211H100V206L98 205V207L96 208L95 207V205L97 206V204L96 203H94L93 201ZM104 200V201H103ZM116 200V201H115ZM126 200H127V202H129V203H127L126 202ZM130 200V201H129ZM167 200V201H166ZM19 201V202H18ZM24 201H25V203H24ZM30 201V202H29ZM34 201V203H32ZM37 201L39 202V203H37ZM41 201V202H40ZM53 201V202H52ZM60 201V202H59ZM101 202V203H99V202ZM138 201V202H137ZM175 201V202H174ZM217 201H219V202H217ZM79 202V203H78ZM81 202V203H80ZM119 204V207H118V205H117V203ZM197 202H199V204L197 203ZM200 202H205L206 204H205V206H203V204L201 203V208H198L197 206L198 205H200ZM237 202H239V203H237ZM257 202V203H258ZM24 203V204H23ZM41 203V204H40ZM50 203V204H49ZM51 203H52V205H51ZM55 203V204H54ZM92 203L93 204H95V205H93L94 206V208H96V210H91V211H95L94 213H92L91 211H89V209H93V207L91 206L92 205ZM126 203H127V205H126ZM135 203H138L137 205H135ZM184 203V204H183ZM195 203V205L196 204H198L197 206H195V208H196V212L194 211L193 213L192 212H188L187 211V208H190V207H193V209H194V205H190V204H194ZM209 203H211V204H209ZM251 203H249V205H251ZM27 204V205H26ZM32 205V207H31V205ZM33 204H34V206L36 205H38L37 207L35 206V209L33 208L34 206H33ZM62 204H64V206L62 205ZM78 204H80V205H78ZM86 204H88V205H86ZM91 204V205H90ZM173 204H174V206H173ZM181 204H183V205H181ZM190 205V207H187V205ZM212 204V205H213ZM239 205V207L237 206H235V205ZM30 205V206H29ZM46 205H48V207L49 208H47L46 207ZM78 205V207H75V206H77ZM85 205H86V207H85ZM113 205H115V207L113 206ZM129 205H131V206H129ZM138 205H139V208H138ZM172 205V206H171ZM208 206V207H210V208H214L215 206L213 205V206ZM6 206H7V208L9 209L8 211H7V209H6ZM22 206V207H21ZM55 206L57 207V208H55ZM68 206V207H67ZM128 206V207H127ZM138 208H136V207ZM163 206V208H161ZM170 206V208H167V207H169ZM181 206H182V208H181ZM185 206V207H184ZM229 206V207H228ZM1 207H3L4 209H5V212H4V209L3 208H1ZM18 207H20L19 209H27L28 210V212H30L29 214H28V212H27V216H28V218H27V216H26V214H24V212L26 211L25 209L24 210H21L20 212H19V209H18ZM27 207V208H26ZM28 207H29V209H28ZM75 207V208H74ZM122 207V208H121ZM133 207L135 208V209H137L136 210V212H135V209H134V211H133ZM202 207H204V208H202ZM228 207V208H227ZM232 207H234L235 208V212H234V210H233V208ZM43 208H45V209H43ZM82 208H83V210H82ZM99 208V209H98ZM109 208H112V209H109ZM120 208V209H119ZM177 208V209H176ZM180 208V209H179ZM197 208H198V211L200 210L201 212H203V215H202V218H201V216L200 217H198L199 219L201 218L202 220H199L197 217H195V215H196V213H197V215L198 214H200L201 212H197ZM215 208V209H216ZM232 208V209H231ZM3 209V210H2ZM33 209V210H32ZM43 209V210H42ZM48 209V210H47ZM78 209V210H77ZM88 209V210H87ZM98 209V210H97ZM106 211H105V210ZM114 209V210H113ZM176 209V210H175ZM180 211H179V210ZM190 209H192V208H190ZM204 209V210H203ZM205 209H207V210H205ZM1 210L3 211V214L1 213ZM13 211V210H15L14 212H12L13 214H10L11 213V211ZM18 210V212H19V215H17L18 213L16 212ZM34 212H32V211ZM39 210V211H38ZM43 211V212H41V211ZM49 210H50V212H49ZM52 210H54L53 212H52ZM76 210H77V212H78V215H77V212H76ZM82 210V211H81ZM107 210H108V212H107ZM164 210V211H163ZM172 210H174V211H176V213L175 212H172ZM177 210H178V215H181V214H179V213H183L181 216H179V217H177L176 219H175V215H177ZM185 210L187 211V212H185ZM189 210V209H188ZM210 210V209H209ZM6 211L7 212H10V213H7L8 214V216H7V214L5 215V213H6ZM45 211V212H44ZM81 211V212H80ZM105 211V212H104ZM159 211V212H158ZM171 211V212H170ZM189 211H192V210H189ZM220 211V212H219ZM233 211V212H232ZM237 211V212H236ZM263 211V212H262ZM37 212H39V213H37ZM51 212H52V214L53 213H56L54 216L51 214ZM60 212V213H59ZM76 212V213H75ZM91 212V213H90ZM99 213L98 215H99V218H98V215L96 214V213ZM110 212H112V213H110ZM116 212V214H114ZM129 212L131 213L130 215H129ZM166 212H167V219L170 221L171 219H172V217H174L173 219H175L176 221H177V224L179 223L180 224V222L178 221L181 217V219H182V221H181V224L180 225H182V222L183 223H187V225H185V227H184V224L179 228V226L176 224V221L174 220H171L170 222H167L168 220L166 219V223H169V224H167V226H164V225H166L162 220H164V216H165V214H166ZM218 212V213H217ZM23 213V214H22ZM41 213V214H40ZM48 213H50L49 215H48ZM88 214V216H89V214H92V216L91 217H89V220H91L90 222H92V221H94V222H92V223H90V224H88V223H86V222H88L89 220H88V216H86L87 214ZM104 213H106V214H104ZM110 215H109V214ZM168 213H172V216H169L170 214H168ZM173 213H175V215L173 216ZM184 213H187L186 215H184ZM189 213H191L190 215H194L193 216V218H190L191 219V222L190 223H192V224H188V222L187 221H190L188 218H187V215L189 214ZM217 213V215H215ZM11 216H10V215ZM23 215V217L21 216V215ZM32 214V215H31ZM57 214H58V216H57ZM67 214V215H66ZM73 216H72V215ZM84 214H85V216H86V219H85V217H83L84 216ZM108 214V215H107ZM209 214H207V216L209 215ZM222 214V213H221ZM230 214V215H229ZM232 214H234V216H232ZM240 214V213H239ZM257 214H258V216H257ZM261 214L263 215V216H261ZM13 215V216H12ZM17 215V216H16ZM46 215H48V216H46ZM50 215H52V217H50ZM59 215H60V218H58L59 217ZM93 215H94V217H93ZM113 215V216H112ZM117 217H116V216ZM128 215L130 216V217H128ZM164 215V216H163ZM177 215V216H178ZM201 215V214H200ZM1 216H3V218H4V216H5V218L6 219H4V220H2L1 218ZM35 216H37V217H35ZM61 216H64V217H61ZM80 216H82L81 218H80ZM112 216V217H111ZM122 216V217H121ZM184 216H186V217H184ZM206 215H205V217H207ZM229 216H231L232 218H230ZM245 216V215H244ZM20 217V218H19ZM27 219H26V218ZM33 217V218H32ZM47 217V218H46ZM68 217V218H67ZM72 217V218H71ZM125 217V218H124ZM165 217V218H166ZM183 217L186 219L187 218V220L185 221V220H183ZM188 217H189V215H188ZM191 217V216H190ZM194 217H195V219H194ZM227 217H229V220H228V222H227V220H226V218ZM236 219H235V218ZM239 217L240 218H242L241 217V215H239ZM260 217H261V219H260ZM8 218L11 220H8ZM15 218H16V220H18V221H16L15 220ZM25 218V219H24ZM35 218V219H34ZM38 220H37V219ZM50 218V219H49ZM52 218H54V219H52ZM67 218V219H66ZM73 218H75V219H73ZM83 218H84V221H83ZM91 218H94L93 220L91 219ZM127 218V219H126ZM129 218V219H128ZM170 218V219H169ZM196 218H197V220H199V221H197L196 220ZM249 218V217H248ZM263 218V219H262ZM32 219H34V220H32ZM42 219V220H41ZM47 220V222H46V220ZM48 219H49V222H48ZM60 219V220H59ZM64 219V220H63ZM77 219L78 220H81V222H79V221H77ZM103 219L105 220V221H103ZM118 219V220H117ZM121 219V220H120ZM180 219V220H181ZM220 219V220H221ZM239 219V218H238ZM22 220V222H20ZM24 220V221H23ZM36 220V221H35ZM66 220H67V222H66ZM72 220V221H71ZM74 220V221H73ZM87 220V221H86ZM95 220L99 223H97V222H95ZM126 220V221H125ZM156 222H155V221ZM194 220H196L195 221V224H193V222L192 221H194ZM234 220V222L233 223H235V220L238 222V225L235 223V226H234V224L232 225V222L231 221H233ZM242 220H243V222H242ZM259 220V221H258ZM262 220V221H261ZM39 221V222H38ZM42 221L44 222V223H42ZM75 221H77V222H79V224L78 223H76ZM122 221V222H121ZM185 221V222H184ZM200 221H202V223H200L201 224V227L200 226H198V225H200L199 224V222ZM203 221L205 222V225L203 224ZM219 221V220H218ZM225 221L227 222V223H225ZM246 221H248V222H246ZM256 221V222H255ZM261 221V222H260ZM11 222V223H10ZM13 222H15V223H19V227L14 223L13 224ZM31 222V223H30ZM38 222V223H37ZM42 224H41V223ZM46 222V223H45ZM60 223V225L58 224V223ZM157 222H160V223H157ZM162 222V223H161ZM173 223V227L171 228L169 225H171L172 226V224H170V223ZM231 222V223H230ZM241 222H242V224H241ZM251 222V225L249 224ZM263 222V223H262ZM33 223H34V226H35V228H36V230H35V228H33L34 226H33ZM52 225H51V224ZM61 223H63V225L61 224ZM97 223V224H96ZM105 223V225H106V223H107V225H106V227L107 226H109V227H105L104 229H103V227L105 226V225H103ZM156 223H157V225H156ZM163 223H164V225H163ZM214 223V224H213ZM215 223H216V225H215ZM239 223H240V225H239ZM255 223V224H254ZM256 223H257V225H256ZM29 224V225H28ZM44 224V225H43ZM53 224H55V226L57 227V229L54 227V225ZM65 224V225H64ZM68 224V225H67ZM74 224H75V227H74ZM77 224V225H76ZM82 224H87L88 226H87V228L85 229V227H86V225H82ZM93 224L95 225L94 227H93ZM101 224V226H99ZM142 224V225H141ZM159 224H161L159 227H158V225ZM174 224H176V225H174ZM203 224V225H202ZM43 225V226H42ZM91 225V226H90ZM97 225H98V227H97ZM103 225V226H102ZM162 225H163V227H162ZM188 225H190L189 227L191 228V226H195L196 228H204V226L207 228V232H205L204 230L206 229V228H204V229H202L203 231H201L200 229V231L198 232V229H196V231H194L193 230V227L190 229L189 227H188ZM198 227H197V226ZM212 225V226H211ZM216 226L217 228H218V226L217 225H222L219 229H215L213 226ZM225 225H228V226H225ZM231 227H230V226ZM244 225V226H243ZM249 225V226H248ZM11 226H12V228H11ZM14 226H15V228H14ZM21 226V227H20ZM31 226H33L32 228H31ZM38 226H40V228H38L37 229V227ZM48 226H51V228H49ZM59 226V227H58ZM65 226H68L67 228L65 227ZM79 226H81L82 228H77V227H79ZM149 226V227H148ZM155 226H156V228H155ZM174 226H176V228L174 227ZM203 226V227H202ZM240 226V227H239ZM4 227H5V230H4ZM25 227H26V229L27 228H29V229H27V230H30V233H29V231H26V229H25ZM45 227V228H44ZM53 227V228H52ZM65 227V228H64ZM74 227V228H73ZM91 227L93 228L92 229V231H90L91 230ZM98 228V229H95V228ZM160 228V229H158V228ZM162 227V228H161ZM178 227V228H177ZM186 227H188V229H190L191 231H192V233H190L191 231L190 230H188ZM223 227H227L226 229H224ZM263 228H264V225L262 226ZM261 227V228H262ZM7 228V229H6ZM25 230V232H27V233H25V232H23L22 230ZM49 228V229H48ZM60 228V229H59ZM62 228H64V229H62ZM85 229L86 231H87V233L86 232H84V230H82V233H81V229ZM90 228V229H89ZM158 229L159 230V232L160 233H162L163 234V237L161 236V242L163 243L164 242V244L165 245H167L166 247H165V245L164 244H162V243H159L160 242V239L158 240L157 238H156V236L155 237H153L152 236V238H151V235H157V233H159L158 232V230H153V229ZM167 228H169V229H167ZM184 228V229H183ZM8 229H9V231H8ZM21 231H20V230ZM33 229V230H32ZM68 229V230H67ZM73 229H74V231H73ZM104 230V232L102 231V230ZM106 229H107V231H106ZM151 229H152V231H154L153 232V234H152V231H151ZM162 229V230H161ZM165 229H167L168 231L170 230V232H168L167 233V230H165ZM183 231H182V230ZM208 229H210V230H208ZM221 229V230H220ZM223 229V230H222ZM41 230V231H40ZM50 230V231H49ZM65 230H66V232H65ZM77 230V231H76ZM99 232H101V234L100 233H98V231ZM150 230V231H149ZM165 230V232H161V231H164ZM175 230V231H174ZM176 230H177V232L179 231V230H181L180 232H179V234H176ZM187 230H188V232H187ZM212 230V231H211ZM214 230L217 232L218 231V235L216 234V232H214ZM2 231H4V232H2ZM19 231V232H18ZM32 231V232H31ZM36 231H37V233H39V231L40 232H44L45 231V233H44V235H43V233L42 234H39L41 237H40V240H42L43 239V241L45 242H43V241H38V239L39 238H37V240H32V236H35L36 235V237H37V233H36ZM67 231H69V232H67ZM71 231V232H70ZM95 231V233H93ZM97 231V232H96ZM145 233H144V232ZM157 231V233H155ZM172 231H173V234H171L172 233ZM209 231V232H208ZM222 231V232H221ZM6 232H8V233H6ZM18 232V233H17ZM74 232H75V234H74ZM79 232V233H78ZM92 232V233H91ZM102 232H103V235H102ZM205 233L206 234V237H207V235H208V238H205V234H203V233ZM221 232V233H220ZM31 233H32V236H30V238H29V234L31 235ZM81 233V234H80ZM89 233V234H88ZM139 233H143V237H141L140 236V234ZM146 233L148 234V235H150V236H145V239H144V234L146 235ZM167 234V236L169 235V237H166L165 236V234ZM186 233V234H185ZM202 233V234H201ZM210 233V234H209ZM213 233H215V234H213V238L211 237V235ZM34 234V235H33ZM70 234V235H69ZM74 234V235H73ZM91 234H92V236H91ZM93 234H96L97 236H96V238H94L95 236L93 235ZM139 234V235H138ZM200 234H201V236H200ZM19 235V236H18ZM43 235V236H42ZM48 235H50V236H48ZM53 235V236H52ZM135 235H138V236H140V237H138V236H136V237H133V236H135ZM188 235V236H187ZM216 235V236H215ZM17 236V237H16ZM76 236L77 237H79L80 239H79V241H78V238L76 239ZM90 236L92 237V238H90ZM98 236H100V237H98ZM159 236V234L157 235V237ZM164 236H165V238H164ZM198 236H200V237H198ZM209 236H210V238H209ZM218 236H219V238H218ZM4 237V238H3ZM36 237H34L33 239H35ZM39 237V236H38ZM52 238V241H51V238ZM54 237V238H53ZM73 237V238H72ZM81 237H83L84 239H83V241H82V238ZM98 237V238H97ZM133 237V238H132ZM138 237V238H137ZM182 237V238H181ZM183 237H186V238H184L183 239ZM7 238H9V239H7ZM44 238H46V239H44ZM56 238V239H55ZM71 238V239H70ZM94 238V239H93ZM138 239L139 241L141 240V238H142V240H141V242H142V244L144 245V247H142V248H146V253H148V254H152V253H154L155 252V249H156V251H157V253H154L155 254V257H154V255L152 254V255H149L150 256V258L151 257H153V258H151L152 260H150L149 261V258L147 257L146 258V256H148V254L146 255V253H143L144 251L141 249V247H137L136 245L134 246V244L135 243H141V242H137L136 240H135V242L133 241L134 239ZM140 238V239H139ZM157 239V243H159V244H157L156 242L154 243V241H156V239ZM162 238H164L165 240L167 239V238H169V239H167V241H165V240H162ZM218 238V239H217ZM2 239V240H1ZM5 239V240H4ZM18 241H17V240ZM21 239V240H20ZM86 239H87V241H88V239H89V241H90V239H91V241L92 240H94L92 243L91 242H89L88 241V243L85 245V242H86ZM96 239V240H95ZM129 239L132 241V242H134L132 245L134 246V248L133 247H131L130 246V248H132V250L131 249H129V248H127L126 247V250L124 251L122 248L124 247V246H120V245H122V244H127V243H129ZM143 239L146 241H143ZM153 239H155L154 241H153ZM170 239H172L173 240V242H171L170 243ZM180 239H178L179 241L178 242H181L180 241ZM183 239V240H182ZM202 239V238H201ZM213 239V240H212ZM4 240V241H3ZM31 241L30 243H28L29 241ZM48 240V241H47ZM50 240V241H49ZM54 240V241H53ZM77 240L78 241V244H76L77 243V241L75 242V241ZM170 240V241H169ZM204 240H202L201 242H203ZM9 241V242H8ZM13 241L15 242V243H13ZM17 241V242H16ZM23 241H24V243H23ZM36 241L38 242V244L36 243ZM114 241V242H113ZM150 241L152 242V243H150ZM169 241V242H168ZM210 241H211V244H210ZM27 242V243H26ZM59 244V245H57V243ZM68 242V243H67ZM70 242V243H69ZM82 242H84L83 244H82ZM113 242V243H112ZM145 242V243H144ZM165 242H167V243H169V245L167 244V243H165ZM178 242H176V244L178 243ZM246 242H248L247 240H244L243 241V243H246ZM12 243V245H9V244H11ZM43 244V245H41V244ZM51 243V244H50ZM75 243V244H74ZM146 243H149V244H151L152 246L151 247H147L146 245ZM183 243H187L186 241L185 242H183ZM208 243V244H207ZM218 243H217V245H218ZM0 244V245H1ZM36 244H37V246H36ZM80 244V245H79ZM120 244V245H119ZM131 244V242L129 243V245ZM141 244V245H142ZM148 244V245H149ZM153 244H157L156 246L155 245H153ZM180 243H178V245H179ZM210 244V245H209ZM9 245V246H8ZM30 245H32V246H30ZM47 245V246H46ZM57 245V246H56ZM69 245V246H68ZM75 245V246H74ZM90 245H92V246H90ZM119 245V249H120V251H117V250H119L118 248H117V246ZM140 245V244H139ZM138 245V246H139ZM142 245V246H143ZM160 245L162 246V247H160ZM178 245H175V247L173 246V253H177V254H179V253H181V256H179V257H181V258H179V257H177V260H176V262L179 264H183V263H185L186 261V263H188V258L189 259H192L195 255H192L193 253L191 252V254L189 253V250H185V249H183L184 248V244H180V245H182L181 247H183V248H181V247H178ZM179 245V246H180ZM187 245V246H186ZM202 245H204L203 247H201ZM12 246V247H11ZM29 248H27V247ZM35 246V247H34ZM40 246V247H39ZM42 246H45V251H44V247L41 249L42 251L41 252H39V248H41ZM56 246V247H55ZM76 246H78V247H76ZM100 246V247H99ZM110 246V247H109ZM126 246V245H125ZM127 246H128V244H127ZM155 246V247H154ZM7 247V248H6ZM10 247L11 248H13L14 250H12V249H10ZM32 247V249H30ZM47 247H49V248H47ZM61 247H63L64 249H65V252L63 253V252H59V251H64V249H62ZM91 247V248H90ZM97 247H99V249L97 248ZM121 247V248H120ZM129 247V246H128ZM135 247H137V248H135ZM163 248V250L162 249H160V248ZM168 247V248H167ZM177 247H178V249H177ZM211 247H213V248H211ZM18 248H20V250H22L21 252H23V251H25L24 252V255L20 252V250H17ZM22 248V249H21ZM34 248V249H33ZM38 248V249H37ZM53 248V249H52ZM70 248V249H69ZM72 248V249H71ZM82 248V249H81ZM84 248V249H83ZM86 248V249H85ZM95 248H97V249H95ZM101 248V249H100ZM115 248H117V250H115L114 251V249ZM140 248V250H138ZM148 248V249H147ZM153 249V252H151L152 251V249ZM158 248H159V250H158ZM176 249V251H175V249ZM183 249L182 250V252L185 250V251H188V253H189V255H191V256H193L192 258H190L191 256H189L187 253H182L181 252V249ZM12 250V251H10V250ZM49 249H50V251H49ZM81 249V250H80ZM88 249H90V250H88ZM113 250L114 252H115V254L117 253L118 254V256L120 257V261H119V257L116 259V257L114 256V253L113 252H110V250ZM125 249V248H124ZM187 249V248H186ZM209 251H208V250ZM49 251V253L47 252L46 253V251ZM56 250V251H55ZM68 250V251H67ZM75 250V251H74ZM94 250V251H93ZM96 250V251H95ZM111 250V251H112ZM133 250L135 251V250H138V251H140L141 253H139V254H136L138 251H135V258H131V255H127L128 253H133ZM167 250H165V254L167 253V252H169L170 253V251H167ZM207 250V251H206ZM213 250V251H212ZM7 251H9V253L7 252ZM18 251V252H17ZM28 251H30L29 253H28ZM55 251V252H54ZM89 251H91V252H89ZM117 251V252H116ZM122 251H124V254L123 255H126L125 256V258L127 257V256H129V258H126V259H124V257H123V255H122V257H123V259L122 260H124V261H122L121 260V255H119L120 253L122 254ZM127 251V254H125V252ZM160 251H163V253L162 254H159V256H156V254L158 255V253H160ZM184 251V252H185ZM200 251V252H199ZM11 252V253H10ZM52 252H53V254H52ZM58 252V253H57ZM76 252V253H75ZM80 252V253H79ZM82 252V253H81ZM86 253L85 255H84V253ZM104 252H108L107 254L108 255H106V253H104ZM109 252L111 253L110 254V256H109ZM172 252H171V254H172ZM16 253V254H15ZM20 253V254H19ZM31 253H32V255L33 256H31ZM59 254V255H56V254ZM78 253V254H77ZM92 253L94 254V255H92ZM98 253L101 255V257H102V259H103V261H102V259H100V255H99V258H97L98 257ZM207 253V254H206ZM9 254V255H8ZM35 254V255H34ZM48 255V257L46 256V255ZM70 254V255H69ZM73 254V255H72ZM102 254H104V255H106V256H104V255H102ZM146 256H145V255ZM168 254V253H167ZM165 255L166 257H168V258H166L164 255V258L163 257H160V260H159V262L158 263H161V264H175L174 262H175V260H173V261H171L170 259V257L172 256L171 254H170V257H169V254L168 255ZM175 254H173L174 256H172V259H173V257H175L174 259H176V255ZM204 255V257H203V255ZM41 255V256H40ZM50 255V256H49ZM52 255H54V258H53V256ZM63 255V256H62ZM65 255V256H64ZM74 255H76V256H74ZM80 255H84L83 256V258H82V256H80ZM134 255V254H133ZM132 255V256H133ZM137 255V256H136ZM138 255H143V256H145V257H143V258H145V259H141V260H137V257L139 258V256ZM180 255V254H179ZM184 255V257H182ZM4 256H5V258H4ZM27 256H29V257H27ZM43 256V257H42ZM46 256V257H45ZM57 256H58V258H57ZM87 256V257H86ZM95 258V259H97V260H95L94 259V261H93V259L91 258ZM108 256H109V258H108ZM178 256V255H177ZM199 256V257H198ZM19 257H21V258H19ZM25 257V258H24ZM27 257V258H26ZM37 259H36V258ZM40 257V258H39ZM61 257V258H60ZM74 257V258H73ZM89 257H90V260L93 262H91V261H89ZM115 259H114V258ZM188 257V258H187ZM9 258H11V259H13L12 261H11V259H9ZM32 258H33V260H32ZM44 258V259H43ZM48 258V259H47ZM57 258V259H56ZM65 259V260H63V259ZM80 258L82 259V260H80ZM85 258H86V260H85ZM88 258V259H87ZM107 258V259H106ZM163 258V259H162ZM166 258V259H165ZM170 258V259H169ZM180 260H179V259ZM187 259L185 262H184V260L185 259ZM202 258H203V261H202ZM46 259V260H45ZM52 259V260H51ZM67 259H68V262H67ZM76 259V260H75ZM100 259V260H99ZM106 259V260H105ZM111 259V260H110ZM184 259V260H183ZM9 260H10V262H9ZM18 260V261H17ZM21 260H22V262H21ZM40 260V261H39ZM44 260V261H43ZM62 260H63V262H62ZM85 260V261H84ZM99 260V261H98ZM108 260H110V262L108 261ZM2 261V262H1ZM31 261H33V263L31 262ZM39 261V262H38ZM51 261V262H50ZM55 262V263H52V262ZM58 261H59V263H58ZM73 261V262H72ZM82 261V262H81ZM101 261V262H100ZM114 263H113V262ZM123 263H122V262ZM125 261H127V262H125ZM155 261L153 262V263H151L150 262V264H155ZM157 261H156V264H158L157 263ZM170 261L172 262V263H170ZM182 263H181V262ZM5 262V263H4ZM38 262V263H37ZM46 262H48V263H46ZM75 262V263H74ZM99 262V263H98ZM107 262H109V263H107ZM130 262V263H129ZM193 262V260L192 261H190V263L191 264H193L192 263ZM197 262H195V264L197 263ZM176 263V264H177ZM185 263V264H186ZM104 264V263H103ZM198 264V263H197Z\"/></svg>",
	"mask_w": 264,
	"mask_h": 264
}]
</instances>
